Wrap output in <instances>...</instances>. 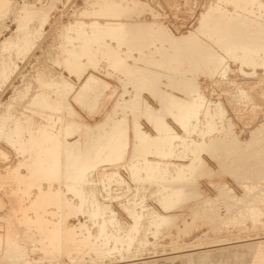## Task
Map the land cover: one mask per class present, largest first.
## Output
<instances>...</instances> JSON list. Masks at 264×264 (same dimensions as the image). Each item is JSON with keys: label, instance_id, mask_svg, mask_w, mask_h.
Masks as SVG:
<instances>
[{"label": "rangeland", "instance_id": "rangeland-1", "mask_svg": "<svg viewBox=\"0 0 264 264\" xmlns=\"http://www.w3.org/2000/svg\"><path fill=\"white\" fill-rule=\"evenodd\" d=\"M1 2H0V7H2V9H0V62H1V60L3 61L2 63H0L1 64V68H0V134L2 135L1 137H0V256H1V254L2 253H4L5 252V250H3L4 249V247L2 248V246H3V244L1 243L2 241H3V239L5 238V240L7 239V238H11V239H14V238H17V235H19V234H21V233H24V232H26L28 229L29 230H31L32 232L34 231H38V226H40V224L42 223L41 222V219H42V221H45L44 223H49L50 225L51 224H54V223H56L57 222V219H59L60 217H61V213H59V212H61V211H63V213L65 214L66 213V216H68V222H69V224L70 225H73V226H76V227H78L77 228V230L79 231V232H77L76 233V235L79 237H77V242H78V244L80 245V246H78V252H77V254H76V256H74L73 258L74 259H71V258H67V256H64L63 257V259H64V261L62 262V261H58V260H60L59 258H58V256H59V254L58 253H53L54 252V250H52L53 252H52V254L50 253V252H48L47 250H45V248L43 247L44 246V243H46L45 241H41V240H39L40 239V237H39V235L37 234V237L39 238H37L36 239V237H34V239H35V242H30V241H27L28 243H27V246L28 247H26L27 249H26V253H28V258H31L32 260H29V259H23L22 258V260H21V257H17L16 259L18 260V263H17V261L16 262H14V264L16 263V264H26L27 262H28V264H49L48 262L50 261V264H148V263H152V264H182L181 263V258H178L177 256H179V257H181V255L184 253L185 255L187 254V255H189V253H200L201 251L203 252V251H214V250H220V249H222V248H226L228 245V247L227 248H230V249H233V247L234 246H237V248L236 247H234V248H236V249H238V247L239 246H241L242 245V243H243V245H249V246H253V248H255V250L256 249H264V211L262 210V209H259L260 207H259V203L257 202V203H252L253 201H252V199H251V195H253V196H255V195H257V193L259 192V190H260V187H256V186H254V188H252L253 186H251L250 184H248V186H241V185H239L238 183H236L235 182V178L236 177H239V175L241 176L242 174L244 175V171H237L234 175H230V174H228L227 175V182L223 185H219V186H221V187H212V185L210 184V183H208L207 181H206V177L210 174L209 172H207L206 171V169H203V168H200V167H202L201 166V164L203 165V163H207V165L208 166H210L211 168H213V169H218V165H217V162H216V160L213 158V156H211V153L209 154L208 153V151L211 149V146L212 145H214V144H216V142H219V141H221V140H225V138H227L229 135L228 134H230V138L231 137H233L234 139H236V138H241V139H248V138H250L251 136H253V135H255V134H258V132H259V134H262V132L264 131V62H262V61H264V53L263 52H261V51H259V48L261 47V42H262V40H264V32H262L263 30H264V26H262V25H264V15H262V14H264L262 11H263V9L262 8H264V0L263 1H257L260 5H263L262 6V8H261V6L259 5V4H256V5H258V6H254L252 3V1L251 0H244V2H243V0H242V2H241V0H236V2L234 3V1L235 0H230V1H232L231 3L229 2V0H226L225 1V6L224 5H222L224 2V0L222 1H219V0H122V1H120L119 0V2H118V0H116V1H114V0H109V3L107 2V1H103V0H0ZM3 1H5L4 3H3ZM6 1H8V2H6ZM106 4V2H107V5L105 6V8L106 7H108V8H104V5H103V2ZM125 1V2H124ZM250 2V3H247V2ZM10 2V3H9ZM102 2V3H101ZM114 2V4H112ZM119 3V4H117L118 6H116V3ZM121 2H122V4H121ZM212 2V3H211ZM227 2V3H226ZM228 2H229V4H228ZM237 2H238V5H237ZM241 2V3H240ZM3 3V4H2ZM30 3V4H29ZM34 3V4H33ZM94 3H96V5H98V6H96ZM99 3V4H98ZM123 3H124V5H123ZM214 3H216L215 4V6H214ZM217 3H220V4H218L221 8H222V10H224V14H223V11L220 9V7H219V9H218V5H217ZM4 4H6L5 6H4ZM11 4V5H10ZM32 4V5H31ZM102 5V8H104V10L101 8V5ZM142 4V5H141ZM226 4H228V5H226ZM232 4V5H231ZM236 4V5H235ZM241 4H243V5H240ZM252 5V6H249V5ZM2 5V6H1ZM27 5L28 6H30V9H29V7H27ZM52 5V6H51ZM100 5V6H99ZM111 5V6H110ZM113 5V6H112ZM131 5V6H130ZM210 5V6H209ZM247 5V6H246ZM23 7V10H22V7ZM31 6L33 7L32 9H31ZM120 6H122V7H120ZM157 6V7H156ZM212 6V7H211ZM233 6H235V7H237L236 9V11H235V7H233ZM238 6H239V8H238ZM24 7H25V10H26V12H31L32 11V13H33V15H31V16H33V19H32V17L30 18V16H27L26 15V12H24L25 10H24ZM110 7V8H109ZM116 7V8H115ZM118 7H119V9H118ZM210 7V8H209ZM223 7H224V9H223ZM228 7V8H227ZM244 7V8H243ZM247 7V8H246ZM251 7H253V9L251 8ZM5 8V9H4ZM20 8H21V10H20ZM44 8V10H42L41 11V9H43ZM111 8H113V9H111ZM138 8V9H137ZM209 8V9H208ZM217 8V9H216ZM233 8H234V10H233ZM249 8V9H248ZM254 8H255V10H254ZM259 8H261V10H259ZM36 9H37V11L39 10L40 12H41V14L39 13V11L37 12L36 11ZM97 9H99L98 11H97ZM110 9L112 10V12L110 11ZM115 9H117V10H115ZM208 9V10H207ZM214 9H216V10H214ZM228 9V11H226ZM242 9V10H241ZM251 9V10H250ZM258 9V10H257ZM5 10H6V13H8V14H6L5 13ZM17 10V11H16ZM102 10V11H101ZM106 10V11H105ZM113 10L115 11V12H113ZM145 10V11H144ZM153 10V11H152ZM209 10H210V13H212V14H210V17H209ZM217 10H219V11H217ZM231 10H232V12H231ZM239 10V11H238ZM240 10L242 11L241 13H243L244 14V17H245V19H246V15H247V19H246V23L242 26L243 28H244V31H245V27L247 28L246 30V32L245 33H247L246 34V40H241V42H242V44H241V42L240 43H238L239 41H240V39L238 40V38L236 39V37H235V31L232 29L233 27H232V24H231V21H232V17L231 16H233L234 14H236L237 12H240ZM244 10V11H243ZM246 10V11H245ZM253 10L256 12V14H254V12H253ZM257 10V11H256ZM8 11V12H7ZM19 11H21V12H19ZM95 11V12H94ZM100 11V12H99ZM104 11V12H103ZM125 11V12H124ZM235 11V12H234ZM250 11V12H249ZM253 13H252V12ZM23 12V13H22ZM34 12H37V13H34ZM42 12H43V14H42ZM45 12V13H44ZM97 12V13H96ZM102 12V13H101ZM110 12V13H109ZM204 12V13H203ZM205 12H208V13H205ZM216 12H217V14L219 13L221 16H223V15H225V13H226V17L224 18V17H219V14H218V19H219V22H222L221 24H220V27H222L221 29H222V31L224 32V30H225V32H226V30H227V32L225 33V34H228V35H230V36H228V37H225V38H223V39H227L226 41H222V39H218V37H217V39H216V31L217 30H215L216 28H213V27H211L212 25L210 24V26H207V25H209V23H210V20H209V18L211 19V16L215 19V18H217V16L215 17V15H217L216 14ZM229 14H228V13ZM231 12V13H230ZM244 12H246V13H244ZM105 13V14H104ZM107 13H109V14H107ZM120 13V14H119ZM222 13V14H221ZM252 13V14H251ZM2 14V15H1ZM5 14V15H4ZM20 14V15H19ZM23 14V15H22ZM25 14V15H24ZM93 14V15H92ZM96 14V15H95ZM99 14H103L102 16L101 15H99ZM108 16H107V15ZM206 14V15H205ZM230 14H231V16H230ZM233 14V15H232ZM250 14V15H249ZM255 16H254V15ZM260 14V15H259ZM4 15V16H3ZM19 15V16H18ZM35 15H37V17L35 16ZM39 15V16H38ZM98 15V16H97ZM200 15H202V16H200ZM257 15V16H256ZM1 16H3V17H1ZM20 16H22V18H20ZM27 16V18L29 17L30 19H26L25 17ZM43 16H45L44 18H43ZM228 16V17H227ZM249 16V17H248ZM251 16V17H250ZM259 16H261V17H259ZM14 17V18H13ZM41 17H42V20H41ZM94 17H96L95 18V20H94ZM114 17V19H110V18H113ZM202 17H205V18H203L202 19ZM231 19H230V18ZM257 18L256 20H252V19H250V18ZM263 17V18H262ZM18 18H20V19H18ZM24 18V19H23ZM38 18V19H37ZM99 18V19H98ZM226 18H229V19H227V20H229V21H226ZM18 19V21L19 20H22V22L20 23V21L19 22H17L16 20ZM26 19V24L27 25H25V24H23V26H21V24L24 22V20ZM109 19V20H108ZM154 19V20H153ZM200 19V21H198ZM206 19H207V21H208V23H206L207 21H206ZM217 19V20H218ZM261 19H263V20H261ZM33 20V21H32ZM38 22H41L42 24L40 25V23H38ZM41 20V21H40ZM46 20V21H45ZM87 20V21H86ZM96 20H97V22H96ZM112 20V21H111ZM141 22V21H144V22H148V23H150V24H152L153 22V24H152V28L154 29V28H156L157 26H159L160 28H159V30H157L158 28H156V29H154V31H156L155 32V34H153L154 35V37L156 36L157 38H160L161 36V40H164L165 42L164 43H169V42H173L175 39V42H177V43H181V42H187V43H193V42H195L196 44H197V41H198V51H200V52H198L197 50L195 51L199 56H197V54L195 53L194 54V57L192 56V59L193 60H196V62L194 61V63H192L191 65L189 64H187V66H186V69H185V67H183L184 69L182 70V69H176V71H174L173 69H171V67L172 68H175V67H177L178 66V63L175 61V60H173V62L171 61V64L173 65V66H171L170 64H168V63H165V62H163V61H160L161 62V64L159 63H157L156 65L157 66H155L156 67V69L158 70V71H162V73L165 75V77H163L164 79H163V83L165 84V85H163L162 87H161V91H163L164 92V90H165V94H173V96H175L177 99L180 97V99H186V101H187V103L188 104H185V107H182V106H177L176 105V107H170L169 108V106L167 107V105L165 106V108H169V109H175L176 108V113H175V110H172V112H170L169 111V109H168V111H169V115H167L168 117H166V119H167V121L171 124V126H173V128H174V134H178V137H173L172 135H174L173 133H171V135L170 134H168V135H170V136H168V138L166 137L165 138V140L162 142V144L165 146H163V145H161V148L160 149H162V150H160V149H158V146H157V144H158V134L156 133L157 131H154L153 130V128H151L152 127V125L150 126V124L151 123H149L150 122V118H149V116L147 115V114H142V117H141V121H142V128H143V130L144 131H146L148 134H150V136H151V138H150V143H153V144H151L152 146H151V148H150V154H148L147 155V153H145V154H143L144 155V158H143V155H138V156H133V154H131V153H133V152H131V150H132V147H133V138L131 137V138H129L130 140V145H129V148H127V150H126V152L124 153V156H122V157H124V161L122 162V160H123V158L119 161V159H120V157L118 158V157H116V155L115 154H107V155H105L103 158L104 159H106L107 157H109V156H111V157H109V158H107L110 162H113V163H115V165L114 164H112L113 165V167H112V165L110 164V162L106 159L105 160V162H103V165L101 164L102 162H100L101 161V156L99 155V152H101V151H104V150H106V147H107V149L109 148V139H106V138H103V139H105V141L104 140H102L103 141V143L100 141V143L98 144V146L96 147V148H92V149H90L87 153H86V155L88 154V156H79L78 158H76V160L77 159H79V160H81V158L83 159V160H81V161H79V162H81L82 163V161H83V164H80V166L82 167V169L81 170H83L84 171V173L80 170L79 172H78V175H77V177L78 178H80L79 179V185H82L85 181H87V182H85L86 183V185H85V183H84V185L85 186H79L78 185V182L77 183H75L74 185H76V186H78V187H76V186H71V188L70 187H68V186H66V185H60V183L57 181V182H51L50 184H48L49 182H50V180H45L44 178H47V177H49V176H51V175H54L55 177H57V175H56V172L55 171H57V169L56 170H53L52 172H48V171H43L42 169H40L38 166V164L37 163H40L39 161H41V155L43 154V147L44 148H46V147H48L49 145H51V146H53V147H56V144H57V142H58V140H60V138L61 139H63V137H66V139L65 140H67L70 144H71V142L72 143H74L76 140H77V138H78V140H79V138L81 137V135H82V131L81 132H75V130L71 133L70 131L68 132V131H66L67 132V134H66V132L65 131H62L61 130V127L60 126H62L61 124L63 123V120H77V121H80V122H83V123H90V124H95V123H98V122H100L101 121V119L102 118H104V116H105V112L107 111V110H109L110 108H111V105L112 104H109L108 106H107V108L104 110L103 109V111L102 112H99L98 113V111L97 110H95L93 113H88V111L85 109V108H90V106L87 104V102H88V99L90 100L93 96H94V92L92 93V92H90V91H85L84 93H83V91H80V89L79 88H81V86H82V84L83 83H85L87 80H85V79H87V78H89V76L90 75H96V76H98V77H100V78H103V79H105L106 81H108V82H110L111 83V89H109L110 90V92L108 93L109 95H110V93L113 91V90H116V93H115V95H114V97H116V96H119V95H121V93H123V90H124V88L125 87H123V81H121V78L122 79H125V76H124V74L122 73V72H120V70L118 71L116 68H115V66L113 65V64H106V62L105 61H108L106 58H102V55L101 54H98L97 52L94 54V56H98V57H93V54H91L90 56L89 55H87V54H85V56L84 57H81L80 56V54H81V52H80V50H82V54H83V52H87V51H89V50H84V49H88L87 47H89V46H87V45H89V37H90V39H91V37L93 38L95 35H97V34H100V36H103V37H105V38H111L112 40H113V46L116 44L117 45V41L115 40L116 39V37L114 36V35H111L110 34V36L108 35V34H106V33H108V32H110L109 30H111V28H110V25H106L105 23H107L108 24V22L109 23H112V22ZM118 20V21H117ZM205 21V23H204V21ZM260 20V21H259ZM32 23H31V22ZM45 21V22H44ZM80 22V23H76V22ZM106 21V22H105ZM111 21V22H110ZM201 21H203V23L201 22ZM226 23H225V22ZM248 21V22H247ZM250 21V22H249ZM252 21L254 22V21H259L258 23L257 22H254L253 24H252ZM30 24H29V23ZM77 24H75V23ZM85 23V24H83V23ZM89 22H90V24H89ZM91 22H92V25H91ZM94 22H96L95 24H93ZM104 22V23H103ZM155 22H157V23H155ZM229 22H230V24H229ZM36 25H35V24ZM45 23V24H44ZM101 23V25H99ZM248 23V24H247ZM18 24H19V26H18ZM39 24V25H38ZM80 26H79V25ZM86 24H87V27H85L86 26ZM97 24H98V26H97ZM105 24V25H104ZM155 24V25H154ZM158 24V25H157ZM203 24H204V26H203ZM207 24V25H206ZM223 24H225V25H223ZM252 24V25H251ZM261 26H260V25ZM38 25V26H37ZM76 25V26H75ZM82 25H83V28H84V30H83V28H82ZM89 25H91L90 27L92 28H90V27H88ZM94 25L95 26H97V28L95 29V27H94ZM103 25V26H102ZM163 26V27H161V26ZM198 25H200L199 27H198ZM222 25V26H221ZM230 25V26H229ZM247 25V26H246ZM250 25V26H249ZM253 25H255V26H253ZM257 25H259V26H257ZM31 26V27H30ZM35 26V27H34ZM93 26V27H92ZM101 26V27H100ZM156 26V27H155ZM197 26V27H196ZM203 26V27H202ZM224 26H227V28L225 27L224 28ZM258 28H257V27ZM18 27H22V28H18ZM24 27V28H23ZM32 27H33V29H32ZM39 29H37V28ZM39 27H41V29L39 28ZM78 27H80L79 29H78ZM200 27L202 28V29H200ZM205 27V29H203ZM207 27H210V28H212V29H207ZM228 27H229V29H228ZM249 27V28H248ZM250 27H252V28H250ZM261 27V28H260ZM17 29V32H18V30H19V35H18V33L16 34V36L14 35L15 33H14V31H16V30H14V29ZM28 28H29V32L27 33L26 32V30L28 31ZM31 28V29H30ZM43 28V29H42ZM86 28H88L89 29V31L86 29ZM163 28H165L164 30H162ZM198 30H197V29ZM253 28H254V30L257 32V29H258V32L256 33L254 30H253ZM257 28V29H256ZM260 28V29H259ZM23 29V30H22ZM81 29H82V33H81ZM85 29H86V31H85ZM195 29V30H194ZM262 29V30H261ZM14 30V31H13ZM20 30H21V32H20ZM25 30V31H24ZM33 30V31H32ZM37 30V35H35V33H34V31H36ZM90 30H91V32H90ZM93 30V31H92ZM95 30V31H94ZM97 30V31H96ZM105 30V31H104ZM167 30V31H166ZM168 30H169V32H168ZM189 30V31H188ZM200 30H201V32H200ZM204 30V31H203ZM213 30H214V33H213ZM228 30H229V32H228ZM248 30L250 31V32H248ZM39 31V32H38ZM76 31H77V33H76ZM79 31V32H78ZM84 31V32H83ZM162 33H161V32ZM164 31V32H163ZM166 31V32H165ZM188 31V32H187ZM203 31V32H202ZM230 31H231V33H230ZM23 32V33H22ZM31 32V33H30ZM87 32V33H86ZM104 32V33H103ZM158 32V33H157ZM197 32H198V34H197ZM207 32L209 33V35H206L207 34ZM260 32H262L261 34H262V37H261V34H260ZM13 34V36L11 35V34ZM20 33H21V35H22V37H23V39L24 38H27V36L29 35V33H30V35H32V37L29 35L28 37V39L27 40H22V37H21V35H20ZM25 33V34H24ZM28 35H27V34ZM34 33V34H33ZM76 33V34H75ZM80 33V34H79ZM84 33H85V35H84ZM91 33V34H90ZM97 33V34H96ZM152 33H154L153 31H152ZM160 33V34H159ZM163 33H166V34H163ZM171 34L169 37L167 36V34ZM181 33V34H180ZM188 33V34H187ZM200 33H203L202 34V36L204 37V34H205V36H206V38H203L201 35H200ZM232 33H234L233 34V36L231 35ZM251 35H250V34ZM79 34V35H78ZM162 34V35H161ZM172 34H173V36H172ZM184 34V36H182ZM191 34V35H190ZM212 34H215V35H212ZM255 35V36H252V35ZM78 35V36H77ZM87 35H89V36H87ZM93 35V36H92ZM108 35V36H107ZM158 35H160L159 37H158ZM176 35V36H175ZM179 35H181V36H179ZM186 35H188V36H186ZM196 35H197V38H195L196 37ZM210 35L211 36H214L213 38L214 39H211V37H210ZM247 35L249 36V37H247ZM258 37H257V36ZM260 35V36H259ZM10 36H12V37H10ZM19 36V37H18ZM33 36H35V39L33 38ZM82 36V37H81ZM163 36H164V38H166V39H164L163 38ZM234 37L233 38V40H231L230 38H232V37ZM16 37H18V39L20 40V38H21V40L19 41ZM31 37V38H30ZM78 37H81V39L80 38H78ZM88 37V39H86ZM99 37V36H98ZM174 37V38H173ZM178 37V38H177ZM182 37V38H181ZM183 37H187L186 39L185 38H183ZM191 37H193V39L191 38ZM230 37V38H229ZM252 37V38H251ZM8 38V40H6ZM71 38H74V39H71ZM113 38H115V39H113ZM169 38H170V41H169ZM209 38H210V40H209ZM228 38L230 39V41L228 40ZM248 38H249V40H248ZM251 38V39H250ZM256 38H257V40H261V42L260 41H258V42H254V41H257L256 40ZM260 38V39H259ZM5 39V40H4ZM11 39V40H10ZM16 39V40H15ZM31 39V40H30ZM33 39H34V41H33ZM183 41H182V40ZM187 40V41H185V40ZM188 39H190V40H188ZM195 39V40H194ZM198 39V40H197ZM202 39V40H201ZM204 39V40H203ZM253 39V40H252ZM70 40H74L76 43H74V42H72V41H70ZM81 40V41H80ZM88 40V41H87ZM168 40V41H167ZM178 40H180V41H178ZM211 40H213V41H211ZM215 40H216V42H217V44H216V42H215ZM2 41H3V43H2ZM6 41H8V44H7V42ZM12 41V42H11ZM17 41H19L20 42V44L17 42ZM22 41H24V42H22ZM29 41H31V42H29ZM33 41V42H32ZM64 41V42H63ZM67 41H69V42H67ZM78 41V42H77ZM189 41H191V42H189ZM193 41V42H192ZM228 41L229 42H232V43H230L231 44V46L229 47V46H227V45H230V44H227L228 43ZM235 41H236V44H235ZM244 41H247V42H244ZM250 43H252V42H254L253 44H252V46H253V48L256 46V45H258L259 46V43H260V47H258V46H256L257 47V49H252V47H251V44L249 45V42ZM12 44H11V43ZM22 42V43H21ZM29 42V43H28ZM72 42V43H71ZM83 43V42H85V45H84V43L83 44H81V43ZM86 42H89L88 44H86ZM212 42L214 43V44H212ZM218 42H219V45H218ZM224 42V43H223ZM227 42V43H226ZM244 42V43H243ZM15 43V44H14ZM17 43V44H16ZM26 43L28 44V45H30V47L28 46V45H26ZM32 43V44H31ZM64 43L67 45V47H66V45L64 46ZM78 43L80 44L79 46H78ZM202 43H203V45H202ZM222 43L224 44V45H222ZM238 43V44H237ZM4 44H6V45H9V47L8 46H4ZM22 45V47L20 48V46L19 45ZM69 44V45H68ZM70 44H72V45H70ZM95 43H93V45H94ZM201 44V45H200ZM205 44V45H204ZM11 45H12V47H14V48H12L11 47ZM14 45V46H13ZM18 47H16V46ZM24 45V46H23ZM73 45L75 46L74 48H73ZM84 45V47L83 48H81L82 46ZM96 45V44H95ZM94 45V46H95ZM210 45V46H209ZM222 47H221V46ZM236 47H235V46ZM243 45H248V47L247 46H245L244 48H246V49H244L243 48ZM255 45V46H254ZM25 46H27V47H29V49L27 48V47H25ZM70 46H72L70 49H69V47ZM204 46V47H203ZM226 46V47H225ZM233 46V49H232V51H231V49L229 50L228 48H231ZM240 46V47H239ZM6 47H8V48H6ZM25 47V48H24ZM50 47V48H49ZM77 47V48H76ZM80 47V48H79ZM210 49H209V48ZM234 47H235V51L233 52V50H234ZM249 47H250V49L251 50H249ZM263 47H264V41H263V43H262V48H260V50H262V51H264V49H263ZM7 49V50H5V51H3L4 49ZM17 50H16V49ZM33 48V49H32ZM64 48V49H63ZM67 48V50H65ZM201 48V49H200ZM204 48H206L205 49V51H208V49L209 50H211V51H208V52H204ZM220 50H219V49ZM223 48H224V50H223ZM226 48V49H225ZM239 48V49H238ZM240 48H241V50H240ZM242 48H243V50H246L247 51V53H246V55H245V51H243V52H241L242 51ZM248 48V49H247ZM2 49V50H1ZM9 49V50H8ZM22 49H24V50H22ZM27 49L29 50V51H27ZM48 49V50H47ZM63 49V51H61ZM68 49H69V51H71L70 53L68 52ZM203 49V50H202ZM237 49V50H236ZM11 50V51H10ZM12 50H14V51H12ZM26 50V51H25ZM75 50H76V52H75ZM227 50V51H226ZM239 50H240V52H239ZM253 50H255L254 52H253ZM16 51V52H15ZM22 52V53H20V52ZM77 51H79V52H77ZM212 51H216V52H214V53H217V54H214ZM7 52V53H6ZM15 52V53H14ZM27 52V53H26ZM48 52V53H47ZM74 52V53H73ZM202 52H204V53H202ZM233 52V53H232ZM239 52V53H238ZM250 52V53H249ZM252 52V53H251ZM259 53V55H258V53ZM6 53V54H5ZM14 53V54H13ZM17 53V54H16ZM64 53V54H63ZM67 53H68V55H67ZM72 53V54H71ZM88 53V52H87ZM200 53V54H199ZM209 53V54H208ZM214 55H216V56H214ZM218 53H219V56H218ZM225 53H226V55H225ZM229 53H232V54H230V57H229ZM255 53V54H254ZM263 53V54H262ZM20 54V56H18ZM22 54H24V55H22ZM63 54V55H62ZM74 54H76V57H81V59H80V65L78 64L77 65V67H73V64H69L68 65V63H73L72 62V60L73 59H75V56H74ZM81 54V55H82ZM206 54V58H207V56H208V58L207 59H209L210 58V56H211V60L209 59L208 61H207V59L205 58V55ZM235 54H237V55H239V57H237V55H235ZM242 54V55H241ZM248 54V55H247ZM253 55V56H251V55ZM258 56H257V55ZM260 54H262L263 55V58L262 59H260L261 57H262V55H260ZM7 56V58H5L6 56ZM66 55L68 56V57H66ZM69 55H70V58H69ZM84 55V54H83ZM82 55V56H83ZM89 56L90 58H92V59H90L89 57H87V56ZM203 57V59H202V57ZM213 55V56H212ZM221 55V56H220ZM232 55L233 56H235L234 58L232 57ZM4 56V57H3ZM197 56V57H196ZM242 56H244V58H242ZM246 56V57H245ZM249 56V57H248ZM250 56H251V58H250ZM257 56V57H256ZM260 56V57H259ZM18 57V58H17ZM71 57H73V58H71ZM196 57V58H195ZM199 57H201V58H199ZM212 57H214L213 59H212ZM218 59H216V58ZM225 57V58H224ZM45 58V59H44ZM61 58V59H60ZM67 58V60H64V59H66ZM70 60H69V59ZM187 58V57H186ZM189 58V57H188ZM222 58V59H221ZM227 58V59H226ZM232 58V59H231ZM237 58H238V61H235V60H237ZM243 59V61H242V59ZM245 58H246V60H245ZM248 58V59H247ZM252 58H254V59H252ZM257 58V59H256ZM11 59V60H10ZM104 59H105V61H104ZM200 59L202 60V61H200ZM214 59H216V60H214ZM224 59V60H223ZM230 59V60H229ZM255 59H256V61H255ZM259 59V60H258ZM89 60V61H88ZM100 60V61H99ZM197 60H198V62H197ZM206 60V61H205ZM214 61V63H212L213 61ZM220 60H222V61H220ZM227 60V61H226ZM240 60V61H239ZM247 60L249 61L248 63H249V65L247 64ZM261 60V61H260ZM70 61V62H69ZM208 62V63H206L205 64V62ZM216 61V62H215ZM253 61H254V63H253ZM258 61H259V63H258ZM7 62H9V65H7L8 63ZM11 62V63H10ZM162 62H163V67H162ZM202 62V63H201ZM209 62L211 63V64H209ZM224 64H223V63ZM245 64H244V63ZM252 62V63H251ZM256 62V63H255ZM4 63H7V64H4ZM13 63H15L14 65H13ZM58 63V64H57ZM176 63V64H175ZM200 63V64H199ZM221 63V64H220ZM225 63L227 64L226 66H227V68H225L226 66H224L225 65ZM242 63V64H241ZM260 63H262L263 64V66H260V65H262V64H260ZM13 66H15V67H13ZM38 64V65H37ZM64 64V65H63ZM95 64V65H94ZM168 64V66H165V65H167ZM206 66H205V65ZM219 64L220 65H222V67L221 66H219ZM254 64H255V67H254ZM3 65V66H2ZM161 65V66H160ZM171 67H170V66ZM195 65H196V67H195ZM208 65H210V67L208 66ZM211 65H212V67H211ZM213 65L215 66V67H213ZM218 65V66H217ZM242 65H244V66H242ZM245 65H247V66H245ZM13 68H12V67ZM32 66V67H31ZM88 66V67H87ZM160 68H159V67ZM200 68H199V67ZM203 66V67H202ZM208 66V67H207ZM250 66V67H249ZM260 66V67H259ZM5 67H9L8 68V71L11 73H8V71H7V68H6V70L4 71V69H5ZM18 67V68H17ZM69 67H71V70H70V68ZM164 67H165V69H164ZM166 67H167V69H166ZM251 67H254L253 68V70H252V68ZM259 67V68H258ZM263 67V68H262ZM4 68V69H3ZM72 68H74V69H72ZM192 68V69H191ZM194 68V69H193ZM196 68V69H195ZM198 68L200 69V70H202L203 68H205V70L203 69L202 71H199L198 70ZM207 68H208V70H207ZM209 68L211 69L210 71H209ZM214 68H216V69H214ZM218 68H221L220 70H218ZM262 68V69H261ZM3 71H2V70ZM15 69V70H14ZM43 71H42V70ZM171 71H170V70ZM188 69V70H187ZM223 69V70H222ZM39 70V71H38ZM166 72H165V71ZM191 70V71H190ZM209 71V72H207V71ZM212 70H214V71H212ZM224 70H225V73H224ZM15 71V72H14ZM84 71V72H83ZM179 71V72H178ZM204 71V72H203ZM212 71V73L210 74V72ZM215 71H216V73H217V75H216V73H215ZM222 71V73H220ZM5 72H7L6 73V75H5V77L3 76L4 74H5ZM170 72H171V74H170ZM177 73L176 74V76L177 75H179L178 77H183L184 79L185 78H187L188 79V81H192L193 82V87L194 88H196L197 89V93L195 92L194 94L192 93V96H193V98H194V100L196 99V96H198L197 97V99H200V97H202L200 100L202 101V102H200L199 100H197V101H194L195 103H197L196 105H195V103L193 102V103H189L188 101L190 100V97L186 94L185 95V93L183 92H181V90H183V87H184V85H186V86H189V85H187V84H183V85H181V84H179V86L176 84H174L173 85V83L170 81L171 80V78L170 77H172V75H174L175 73ZM195 74H194V73ZM199 72V73H198ZM200 72L202 73V74H200ZM41 73V74H40ZM48 73V74H47ZM167 73H168V77H167ZM173 73V74H172ZM180 73V74H179ZM182 73V74H181ZM184 73V74H183ZM190 73V74H189ZM193 73V74H192ZM208 73H209V76H211V77H209L208 76ZM213 73L215 74L214 76H213ZM219 73V74H218ZM8 74H10V75H8ZM13 74V75H12ZM45 76H44V75ZM197 74V75H196ZM220 74H222V75H220ZM224 74V75H223ZM43 75V76H42ZM171 75V76H170ZM190 75V76H189ZM191 75L193 76V77H191ZM199 75H201V76H199ZM207 75V76H206ZM226 75V76H225ZM47 76V77H46ZM52 77V76H55V77H52V78H49L48 79V77ZM57 76H58V79H57ZM59 76L61 77H63L64 79H61L60 78V80H59ZM88 76V77H87ZM196 76H198V78H196ZM213 76V77H212ZM223 76V77H222ZM3 77V78H2ZM6 77H7V79L8 80H6ZM13 77V78H12ZM36 77H38V78H36ZM44 77V78H43ZM180 77V78H181ZM191 79H190V78ZM206 77V78H205ZM225 77V78H224ZM4 78H5V80H4ZM55 78L57 79V82H56V85H58L59 86V89H58V86H56V85H54V83H55ZM166 78V79H165ZM208 78V79H207ZM37 79V80H36ZM52 79H54V80H52ZM66 79V80H65ZM168 79V80H167ZM39 80V81H38ZM41 80V81H40ZM42 80H44V81H42ZM49 80V81H48ZM62 80L64 81V83L62 82ZM85 80V81H84ZM165 80H167V82L165 81ZM186 80V79H185ZM198 80V81H197ZM208 80V81H207ZM28 81H29V83H28ZM60 81H61V84H60ZM195 81V82H194ZM22 82V83H21ZM31 82V83H30ZM38 82V83H37ZM49 82H52V83H49ZM67 82V83H66ZM71 84H70V83ZM73 82V83H72ZM172 83V86L170 87V85H171V83ZM204 82V83H203ZM37 83V84H36ZM44 83V84H43ZM47 83V84H46ZM57 83H59L61 86L63 85V87L62 88H60V85L59 84H57ZM66 83V84H65ZM194 83H196V84H194ZM200 85H199V84ZM25 84V85H24ZM28 84H30V86L28 85ZM38 84H40V86L38 85ZM44 85V87H42L43 85ZM50 84V86H52V87H54V86H56L55 88H53L52 89V87L51 88H49V87H47L48 85ZM65 84V85H64ZM67 84H70V85H67ZM169 84V85H168ZM46 85V86H45ZM167 85V86H166ZM198 85H199V87H198ZM241 85V86H240ZM26 86V88H24ZM29 86V88H27ZM64 86H66V87H68L69 86V88H66V87H64ZM139 86V87H138ZM143 86V85H142ZM169 86V87H168ZM182 86V87H181ZM16 87V88H15ZM41 87V88H40ZM46 87V92H45V90H44V88ZM133 88V90H132V88ZM145 87V88H144ZM151 87V88H150ZM178 87V88H177ZM181 87V88H180ZM24 88V89H23ZM39 88H40V90H39ZM139 88H141V86H140V84L139 83H137V85H136V87H135V89H134V87L131 85H129L128 86V89H129V92H128V94H129V96H128V94H125V96H127V97H130V96H133V94H135V91L137 92V89ZM147 88V90L146 91H143V90H145ZM153 87H152V85H149V87H147V86H143L141 89H140V95H141V98L142 99H144L145 101H147V102H149L150 104H153V106L155 105V107H157L158 109L159 108H161V105L159 104V103H161V102H158L159 100H157V99H155V98H153V95L151 94V92L150 91H152L151 89H152ZM167 88V89H166ZM174 88V89H173ZM176 88V89H175ZM180 88V89H179ZM244 88V89H243ZM27 89H29V90H27ZM36 89V90H35ZM48 89H51V90H48ZM58 89V91H56V90ZM62 89H64V91L62 90ZM138 89V90H139ZM143 89V90H142ZM150 89V91L149 92H147L148 90ZM178 89V90H177ZM241 89V90H240ZM24 90V92H26V93H24V92H22V91ZM27 90V91H26ZM42 90V91H41ZM43 90H44V92H43ZM54 90L56 91V92H54ZM78 90V91H77ZM134 91V92H132V91ZM167 90V91H166ZM177 90V91H176ZM199 90V91H198ZM243 90V91H242ZM247 92H245V91ZM21 92L22 94H20L19 95V93L18 92ZM29 91V92H28ZM40 93H38V92ZM47 91H49V92H47ZM61 91H62V94H61ZM77 91V92H76ZM79 91H80V93H79ZM141 91H142V93H141ZM242 91V92H241ZM27 92L29 93L28 95H26L27 94ZM31 92V93H30ZM35 92H37L36 94L37 95H35ZM50 92H53V93H50ZM131 92V93H130ZM169 92H172V93H169ZM198 92H200L199 94H198ZM245 92V93H244ZM16 93H18V94H16ZM42 93H44L43 95H42ZM46 93V94H45ZM88 93V94H87ZM91 95H90V94ZM39 94V95H38ZM85 94V95H84ZM132 94V95H131ZM196 94V95H195ZM245 94V95H244ZM17 95V96H16ZM22 95V98H21V100H20V97L19 96H21ZM23 95H24V97H23ZM26 95V96H25ZM93 95V96H92ZM108 95V96H109ZM185 95V96H184ZM195 95V96H194ZM201 95V96H200ZM247 95V96H246ZM36 96V97H35ZM38 96H42V97H38ZM144 96V97H143ZM188 96V97H187ZM244 98H243V97ZM254 96V97H253ZM19 97V98H18ZM48 98V100H44L45 101V103L43 102V98ZM90 97V98H89ZM10 98H12V99H10ZM33 98V100H31V99ZM34 98H36V99H38V101H39V99L41 98V100H40V102H38L37 100H36V102L39 104V106H38V104H34V102H35V99ZM188 98H189V100H188ZM248 98V99H247ZM252 98V99H251ZM150 101H149V100ZM155 99V100H154ZM238 99V100H237ZM60 100V101H59ZM62 100H64V101H62ZM143 100V101H144ZM235 100V101H234ZM241 100H243V101H241ZM8 101V102H7ZM30 101V102H29ZM70 102L71 104H72V106L77 110V112L80 114L79 115V117L78 116H69L70 114L68 113L69 111L67 110V109H65V107H64V104L66 103V102ZM10 102V103H9ZM35 102V103H36ZM203 102H205L204 104H205V106L203 105ZM211 102V103H210ZM12 103V104H11ZM20 103V104H19ZM28 103V104H27ZM32 103V106H29L30 104ZM52 105L53 106V109H52V106H48L49 107V109L50 110H48V107H47V105ZM61 103H63V110L62 109H60L61 108ZM209 104V107H208V104ZM213 103L216 105H213ZM221 103V106L219 105ZM190 104H192V105H190ZM217 104H218V106H217ZM35 105V106H34ZM57 105H58V107H57ZM213 105V106H212ZM10 106V107H9ZM22 106V107H21ZM34 106V107H33ZM42 106V107H41ZM44 106V107H43ZM188 106V107H187ZM192 106H195V107H192ZM201 106H204V107H202V108H200ZM7 107V108H6ZM45 107H47V108H45ZM60 107V108H59ZM177 107L179 108V109H177ZM190 107V108H189ZM192 107V108H191ZM199 107V108H198ZM213 109H212V108ZM220 107V110L218 109ZM222 107V108H221ZM9 108V109H8ZM13 108V109H12ZM40 108H44V110H42V109H40ZM56 108H58L57 110H56ZM180 108H182V109H184V110H180ZM191 109L190 111H187V110H189V109ZM209 108V110L207 111V109ZM214 108H216V109H214ZM15 109V110H14ZM47 109V110H46ZM195 110L194 112H193V110ZM197 109H199L198 111H197ZM222 109H223V111H222ZM6 110V111H5ZM8 110V111H7ZM12 110V111H11ZM19 110V111H18ZM53 110V111H52ZM54 110H56V112L54 111ZM59 110H60V112H62V113H60L59 112ZM62 110V111H61ZM186 110V111H185ZM202 110H203V112H202ZM219 112H218V111ZM3 111H5V112H3ZM211 111L213 112V114H211ZM9 112H11V113H9ZM177 112H179V113H177ZM183 113V115H184V117H186L185 119H184V117H183V115H182V113ZM185 112H187L188 114H186ZM193 112V113H192ZM201 112V113H200ZM208 112V113H207ZM217 114H216V113ZM14 113V114H13ZM18 113V116L16 115V114ZM37 113V114H36ZM175 113V114H174ZM206 113H207V115H206ZM225 113V115H223ZM13 114V115H12ZM31 115V116H29V115ZM60 114V115H59ZM62 114V115H61ZM69 114V115H68ZM171 114V115H170ZM172 114H174L173 116H172ZM177 114V115H176ZM178 114H179V116H178ZM194 114V115H193ZM8 115H12V116H8ZM28 115V117H26ZM144 115V116H143ZM147 115V116H146ZM176 115V116H175ZM180 115L182 116V119H184V120H179L181 117H180ZM189 115V116H188ZM193 115V117H194V119H195V121H194V119H193V117H191ZM202 115H203V117L205 116V118H203L202 117ZM208 115H209V117H208ZM213 116V118L216 116V117H221L222 115V117L221 118H212V116ZM221 115V116H220ZM6 116H8L9 118H5ZM16 117V119H15V117ZM21 116V117H20ZM60 116V117H59ZM146 116V117H145ZM169 116H171L172 118H170ZM198 116V117H197ZM12 117V118H11ZM175 117V118H174ZM176 117H178L177 119L178 120H175L176 119ZM180 117V118H179ZM201 117V118H200ZM3 118V119H2ZM5 118V119H4ZM13 118H14V120H13ZM34 118V119H33ZM51 118V119H50ZM59 118H61L60 119V121L58 120ZM189 118V119H188ZM191 118V119H190ZM200 118V119H199ZM206 118H208V119H206ZM210 118H212V119H210ZM1 119L3 120V121H1ZM11 119V120H10ZM31 121H30V120ZM40 119V120H39ZM172 119V120H171ZM174 119V120H173ZM197 119V120H196ZM205 119V120H204ZM217 119V120H216ZM219 119V120H218ZM222 119V120H221ZM4 120H5V122H4ZM8 120H9V122H12V123H10L9 124V122H8ZM58 120V121H57ZM189 120V121H188ZM192 120V121H191ZM225 120H226V122H225ZM49 121H50V123H49ZM52 121V122H51ZM66 121H64L65 123H66ZM174 121H176V122H174ZM187 122V126H186V122ZM202 121V122H201ZM213 121V122H212ZM220 123H219V122ZM3 122V123H2ZM14 122V123H13ZM30 122V123H29ZM57 122H58V124H57ZM59 122L61 123L60 125H59ZM181 124H179V123ZM192 122V123H191ZM211 124H210V123ZM218 122V123H217ZM24 123V124H23ZM27 123V124H26ZM29 123V124H28ZM33 123V124H32ZM37 123V124H36ZM41 123V124H40ZM64 123V124H65ZM144 123V124H143ZM177 123V124H176ZM195 123V124H194ZM196 123H197V126H196ZM201 123H202V125H201ZM204 123V124H203ZM208 125H207V124ZM217 123V124H216ZM15 124V126H17V128H15V127H12L11 125H14ZM216 124V125H215ZM2 125H3V127H2ZM26 125H28V127L26 126ZM51 127H50V126ZM53 125H56L55 127L53 126ZM179 125V126H178ZM190 125V126H189ZM194 125V126H193ZM201 127H200V126ZM204 125H206V126H204ZM225 125H226V127H225ZM12 130L13 128V130L12 131H10V129L8 128V127ZM25 126V127H24ZM31 126V127H30ZM35 126V127H34ZM181 126V127H180ZM183 126V127H182ZM192 126V127H191ZM208 126V127H207ZM214 126H216L215 128H214ZM221 126V127H220ZM57 127H58V129H60V131H58V129H57ZM189 127V128H188ZM193 127H194V129H193ZM196 127V128H195ZM197 127H199L198 129H197ZM203 127V128H202ZM207 127V128H206ZM224 127V128H223ZM228 127V128H227ZM7 130V132H6V130ZM24 128H28V130L26 131V129H24ZM30 128V129H29ZM51 130H50V129ZM183 128H185L183 131L181 130V129H183ZM209 128H211V129H209ZM217 128V129H216ZM223 128V129H222ZM261 128H263V129H261ZM4 131H3V130ZM16 129V130H15ZM25 131H24V130ZM32 129V131H30ZM207 129H209V131L207 130ZM219 129H220V132H219ZM226 129V130H225ZM15 130V131H14ZM34 130V131H33ZM187 130V131H186ZM192 130V131H191ZM211 130H212V132H211ZM214 130H216L215 132H214ZM223 130V131H222ZM255 130V131H254ZM257 130V131H256ZM263 130V131H262ZM54 131V132H53ZM57 131V132H56ZM189 131V134L187 133ZM197 131V132H196ZM204 131V132H203ZM208 131V132H207ZM226 131H228L227 133H226ZM4 132H6V133H4ZM13 133V135L16 133V135H14L12 138L11 137H9L12 133ZM29 134H28V133ZM32 132V133H31ZM48 133V135H47V133ZM52 132H53V134H52ZM60 132V133H59ZM63 132V133H62ZM185 132H186V134H185ZM192 132V133H191ZM206 132V133H205ZM231 132V133H230ZM253 132V133H252ZM31 133V134H30ZM57 133H59V135H56ZM65 133V134H64ZM68 133L69 134H73V135H68ZM81 133V135H79ZM202 133H205V134H203L202 135ZM223 133H225V134H227V135H225V137H224V134ZM9 134V135H8ZM52 135V136H54V137H52V136H50V135ZM62 134H64L63 135V137H62ZM78 134V135H77ZM213 136H212V135ZM216 134V136H214ZM234 134V135H233ZM252 134V135H251ZM3 135H8V136H4L3 137ZM66 135V136H65ZM70 137V140H69V138H68V136ZM190 135V136H189ZM193 135H196V136H193ZM232 135V136H231ZM262 135H264V134H262ZM29 136H30V138H29ZM33 136V137H32ZM59 136V137H58ZM155 136V137H154ZM190 138H189V137ZM198 136V137H197ZM199 136H200V138H199ZM220 136H221V139H220ZM223 136V137H222ZM234 136H236V137H234ZM14 137H16V138H14ZM47 137H52V139L51 140H49L50 138H47ZM56 137H58V138H56ZM82 137H83V135H82ZM82 137L80 138V140H82ZM171 137V138H170ZM172 137H173V139L174 138H178V139H172ZM181 137V138H180ZM193 137V138H192ZM197 137V138H196ZM202 137V138H201ZM206 137H208V138H206ZM20 138V139H19ZM152 138H154V139H152ZM199 138V139H198ZM211 138V139H210ZM216 138H218V139H216ZM223 138V139H222ZM230 138H227L226 140H227V142H230L233 138H231V140H229ZM32 139H34V140H32ZM169 139V140H168ZM195 139H196V141H195ZM216 139V140H215ZM233 139V140H234ZM72 140V141H71ZM170 140H171V142H170ZM179 142H178V141ZM184 140V141H183ZM192 140V141H191ZM210 140H213V141H210ZM215 140V141H214ZM218 140V141H217ZM225 140V141H226ZM31 141V142H30ZM168 141V142H167ZM177 141V142H176ZM201 141H203V142H200ZM209 141V142H208ZM32 142H34L35 143V145H34V143H32ZM105 142V143H104ZM165 142V143H164ZM176 142V143H175ZM182 142H185V143H182ZM193 142V143H192ZM194 142H196V143H194ZM207 142V143H206ZM212 142H214V143H212ZM28 143V144H27ZM108 143V144H107ZM181 143V144H180ZM188 143H190V144H188ZM197 143H199V144H197ZM203 143V144H202ZM212 144L211 146L209 145V144ZM104 145V148H103V145ZM106 144H107V146H106ZM132 144V145H131ZM138 144H140V143H138ZM168 144V145H167ZM173 144V145H172ZM176 144V145H175ZM182 144H183V146H182ZM198 146H197V145ZM201 144V145H200ZM205 144H207V145H205ZM34 145V146H33ZM99 145H101V146H99ZM178 145L180 146V147H178ZM190 146V148L188 147V146ZM155 146V147H154ZM185 146H187V147H185ZM195 146V147H194ZM197 146V147H196ZM200 146V147H199ZM208 146H209V148H208ZM102 148L101 149V151L100 150H98V148ZM163 147L165 148L164 150H163ZM167 147V148H166ZM172 147V148H171ZM194 147V148H193ZM30 148H32V149H30ZM35 148V151L33 150ZM153 148V149H152ZM186 148V149H185ZM199 148V149H198ZM200 148H202V149H200ZM205 148H207V150H204ZM218 148V147H217ZM217 148H216V151H218L217 150ZM30 149V150H29ZM55 149V148H54ZM93 149H94V152H95V154H94V152H93ZM95 149H96V151H95ZM128 149H129V151H128ZM156 149H158L159 150V153H158V150H156ZM172 149V150H171ZM178 149V150H177ZM185 149V150H184ZM192 149V150H191ZM29 150V151H28ZM92 150V151H91ZM168 150H170V151H168V153H167V151ZM187 150V151H186ZM200 150H202V151H200ZM214 150H215V147H214ZM21 151V152H20ZM98 151V152H97ZM109 151V150H108ZM151 151H154L155 152V154H154V152H151ZM162 151H164V153L162 152ZM180 151V152H179ZM184 151H186V152H184ZM195 151H197V153L195 152ZM199 151V152H198ZM204 151V152H203ZM207 151V153H205ZM89 152H91V153H89ZM161 152V153H160ZM171 152V153H170ZM173 152V153H172ZM177 152V153H176ZM184 152V153H183ZM190 152V153H189ZM20 153V154H19ZM94 154V156H93V154ZM127 153V154H126ZM157 153H158V155H157ZM165 153L167 154V155H165ZM187 154V156L189 157H187V159L186 158H184L183 159V157H186V154ZM191 153H193V155L191 156ZM194 153H196V154H194ZM201 153V154H200ZM221 152H219V154H220ZM96 154H98V155H96ZM161 154H164V155H161ZM175 154V155H174ZM177 154V155H176ZM185 154V155H184ZM189 154V155H188ZM199 154H200V156H199ZM207 154V155H206ZM25 155V156H24ZM85 155V154H84ZM92 155V156H91ZM127 155H128V157H127ZM134 157V158H132V156ZM146 155V156H145ZM152 155V156H151ZM155 155V156H154ZM172 155V156H171ZM181 155V156H180ZM184 155V156H183ZM40 156V157H39ZM90 156H91V158H90ZM98 156H100V158L98 157ZM114 156V157H113ZM140 156H141V158H140ZM157 156H159V157H157ZM162 156V157H161ZM167 156H170V157H167ZM178 156V157H177ZM28 157V158H27ZM84 157H87V158H84ZM89 157V158H88ZM92 157H97V159L95 160V159H93ZM115 157H116V161L115 160H113V158L115 159ZM161 157V158H160ZM173 159H172V158ZM176 159H175V158ZM192 157V158H191ZM198 157V158H197ZM100 160H99V159ZM102 158V159H103ZM111 158V159H110ZM137 159L136 161L134 160H132V159ZM162 158H166L165 160L163 159V161H162ZM179 158V159H178ZM182 158V159H181ZM194 158H196V160H199V162H200V167L198 166L199 165V162L198 161H196L195 162V159ZM29 159V160H28ZM92 159V160H91ZM104 159H103V161H104ZM118 159V160H117ZM141 159V160H140ZM147 159V161H144L143 162V160H146ZM159 159H160V161L161 162H163V163H161V162H159ZM190 159V160H189ZM192 159V160H191ZM193 159H194V161H193ZM207 159V160H206ZM47 160H50L49 158H47ZM76 160H74V162H78V160L76 161ZM86 160V161H85ZM89 160V161H88ZM138 160H140V162L138 161ZM153 160H154V164L156 165V168H154L155 167V165L154 164H152L153 163ZM158 160V161H157ZM203 160V161H202ZM208 160H209V162H208ZM85 161V162H84ZM96 161H98V162H100L99 164H96ZM107 161V162H106ZM150 161V163L153 165V167L152 166H147V165H151L150 163L148 164V162ZM170 161V162H169ZM189 161H190V163H189ZM191 161H193V162H191ZM205 161H207V162H205ZM229 161V160H228ZM88 162V163H87ZM90 162H91V167L93 168H91L89 165H90ZM95 162V163H94ZM116 162H118V163H116ZM121 162H122V164H121ZM136 162V163H135ZM143 162V163H142ZM146 162V163H145ZM168 163V164H166V163ZM185 162V163H184ZM93 163V164H92ZM105 163V164H104ZM129 163H131V164H129ZM138 163V164H137ZM171 163V164H170ZM173 163H174V168L172 167L173 166ZM189 163V164H188ZM194 163H195V165H194ZM27 164V165H26ZM77 164H79V163H77ZM85 164H89V165H85ZM145 164V165H144ZM161 164H163V165H161ZM183 164H185V165H183ZM191 164V165H190ZM34 165V166H33ZM38 165V166H37ZM85 167H84V166ZM94 165H97V167L96 166H94ZM122 165V166H121ZM128 165V166H127ZM132 166V167H130V166ZM166 166V168H164L165 166ZM172 165V166H171ZM176 165V166H175ZM88 166V167H87ZM110 168V169H108V167ZM124 166V167H123ZM135 166H137V167H135ZM142 166V167H141ZM159 166V167H158ZM160 166H163V167H160ZM170 166V167H169ZM181 166H183V167H181ZM194 166V167H193ZM197 168H196V167ZM15 167V168H14ZM90 167V169H91V172L89 173H86L87 171H88V169L87 168H89ZM112 167V168H111ZM117 167V168H116ZM139 167V168H138ZM147 167V168H146ZM179 167V168H178ZM180 167H181V169H180ZM185 167V168H184ZM97 168H98V170H97ZM100 168V169H99ZM103 168V170H101ZM105 168H107V169H105ZM130 168V169H129ZM134 168H137V169H135V170H137L138 172H139V174H140V172H141V176L134 170ZM141 168L144 170L145 169V171H148V169H149V171L151 172V177L149 178L150 180H151V178L153 179V181L151 180H148V178L147 177H149L150 176V172L148 171V172H146V173H148V175L147 174H145V171L143 172L142 170H141ZM152 168H153V170H152ZM158 168H159V170H158ZM168 168H170V169H168ZM195 168V169H194ZM198 168H200V169H198ZM226 168V170H229L230 171V167H228V166H224L223 167V169H225ZM89 169V170H90ZM96 169V170H95ZM105 169V170H104ZM113 169V170H112ZM116 169V170H115ZM131 169H133L132 171H130V173H128L129 172V170H131ZM173 169H175V170H173ZM184 169V170H183ZM160 170H164L165 172H164V174H163V172H162V174L164 175V177L163 178H165V180L164 179H162V175H161V172L159 173V171ZM168 170V171H167ZM186 170H189V172L188 171H186ZM191 170V171H190ZM194 170V171H193ZM197 170H199V172L198 173H196L197 172ZM201 170V171H200ZM93 171V172H92ZM101 171H103V173L105 172L106 174H105V176H106V178H104V177H102V178H104L103 179V182H102V178H101ZM112 171H113V173H112ZM135 171V172H134ZM170 171V172H169ZM172 171H174V172H172ZM178 171H180V172H178ZM196 171V172H195ZM39 172V173H38ZM45 172V173H44ZM53 172H55V174L53 173ZM80 172H81V174H80ZM109 172L111 173L110 175H111V178H112V174H114V176H113V178L111 179L109 176ZM117 172V173H116ZM131 172H132V174H131ZM152 172L154 173V174H157V175H153L152 174ZM158 172V173H157ZM187 172V173H186ZM191 172V173H190ZM196 173V175H195V173ZM244 172V173H243ZM92 173V174H91ZM96 173V174H95ZM130 174V175H132L131 177H129L130 175H128V174ZM165 173H167L166 175H165ZM170 173V174H169ZM172 173H174V174H172ZM177 173V175L175 176V174ZM184 174V175H180V174ZM83 174V175H82ZM90 174V175H89ZM123 174V175H122ZM135 174H137V175H135ZM143 174H144V176H146V179L143 177ZM172 174V175H171ZM190 174V175H189ZM45 175V176H44ZM80 175H82V178H81V176ZM88 175V176H87ZM108 175V176H107ZM125 175V176H124ZM135 175V176H134ZM159 175H161V176H159ZM169 175V176H168ZM174 175V176H173ZM192 175V176H191ZM236 175H238V176H236ZM37 177V178H40V179H38V180H40V185H35V186H33V187H31V189L30 190H28V189H26V190H28V191H26L25 190V188H23L22 190H21V188L19 189V187H20V185H21V183L23 182V181H25V180H29L30 179V177ZM53 176V177H54ZM80 176V177H79ZM85 176V177H84ZM97 176V177H96ZM116 176V177H115ZM135 178H134V177ZM154 176H159V178H160V180H159V178H158V180H156L157 178H154ZM167 178H166V177ZM186 176H187V178H189V179H187L186 178ZM232 176H233V178H232ZM86 177H88V179L86 178ZM90 177V178H89ZM118 177H120L119 179H118ZM174 177H178V178H181L184 182H182L181 184H182V190H181V192L178 190L177 191V189H175V191L178 193V194H181L182 192V194L184 195L185 193L184 192H186V190H188V189H190L192 186H193V188L196 186H198V184L196 185H193V184H191V183H193L194 181L196 182V181H199V183H200V186H201V188L204 190V191H206V195L208 196H216L217 197V202H215L214 203V206H216L217 207V205H218V207L216 208V209H218L217 211H219V213H220V216L221 215H224V216H221L222 217V221H220V223L218 224L219 226H223V224H224V219H225V222L227 221V219L229 220V223L226 225V227H222V228H224V229H221V231L219 230L218 232H215V231H213L211 228H210V226H209V224L207 223V222H203L201 219H200V217L198 218V217H194L193 215H194V213L196 212V210L198 209V207L197 208H194L193 209V212L192 211H190L189 212V214H188V212L186 211V209H185V206L187 205H190L191 203H194V202H196L197 203V201H190V192L189 191H191V190H189L187 193L189 194H185V195H188L187 197L184 195H182V196H179V195H177V193L175 194L174 193V184L173 183H171L170 184V182H169V180L171 179V178H174ZM183 177V178H182ZM86 178V179H85ZM97 178V179H96ZM99 178H101V179H99ZM117 178V179H116ZM143 178V179H142ZM41 179H42V181H41ZM85 179V180H84ZM106 179V180H105ZM107 179H109V180H107ZM132 179V180H131ZM133 179H134V181H133ZM162 179V180H161ZM192 179V180H191ZM89 180V181H88ZM116 180V182L117 183H115V182H113V181H115ZM119 180H120V183H123V184H121L120 185V183H119ZM131 182H130V181ZM144 180V181H143ZM148 182V181H150L151 183L152 182H154L155 183V181H156V183L157 182H159V181H163V182H168V183H162V182H160V183H152V184H150V182H149V184L147 185V184H145L144 182H146V181ZM81 181H83V182H81ZM93 182V183H91V182ZM106 181L108 182V183H110V185L108 184V183H106ZM122 181V182H121ZM125 181V182H124ZM135 181H136V183L138 182V181H141V183L140 184H144V186L143 185H140L139 184V182L137 183L138 184V186H137V184L135 183ZM171 181V180H170ZM191 181H193V182H191ZM48 182V183H47ZM89 182H90V185H92V186H90L89 185ZM95 182H98V183H96L97 185H98V187H97V185L95 184ZM134 182V183H133ZM146 182V183H147ZM189 182H191V183H189ZM43 183V184H42ZM104 183V184H103ZM114 183V184H113ZM163 185H162V184ZM183 183H187V184H185L186 186L185 187H187V188H185L184 187V185H183ZM189 183V184H188ZM229 183V184H228ZM101 184V185H100ZM171 185L172 187H173V189H172V187L171 188H169V186L168 185ZM104 185V186H103ZM108 185V187H106ZM149 186V188H146L147 186ZM157 185H159V186H162V187H158ZM167 185V186H166ZM88 186H89V188H90V191H92L91 189L94 187V189H93V191H95L96 189V191L94 192V193H97L96 194V197H97V201L98 202H101V204L104 206V208L105 207H107V206H109V208L107 207V208H105V209H107L106 211L108 212L107 214L108 215H112V216H115L116 217V219H117V221H118V223H121V224H125V226L126 227H129V228H131V226H133L134 224L133 223H135L134 221H133V218L135 217V216H137V215H143V213H144V215H143V217L139 220V223L142 225V230H141V228H140V230H139V232L137 233V235H136V240H134L131 244L132 245H130V244H127V242H125V241H123L122 243L121 242H119V244H118V241H113V242H111V243H109L107 240H105V238H103V239H101V238H97V235H96V237L95 236H93L94 237V239L97 241H95L94 243H95V246L94 245H92L93 243V238L91 239V235H93V233H92V231H96L97 230V228L95 227V224H96V222L94 223L93 221H92V217L91 216H88V215H86L84 212H82V211H80L81 209H79L80 208V205L79 204H81L80 202H81V199L79 200V198L77 199V197H75L76 196V194H75V190H76V193H77V191L78 190H82V187H85V189L87 188V190H89L88 189ZM110 186V187H109ZM117 186H118V188H117ZM124 186H126V187H124ZM141 188H140V187ZM143 186V187H142ZM152 186V187H151ZM181 186V185H180ZM180 186H179V188H180ZM189 186V187H188ZM223 186H225L224 188H227L228 187V189L231 191V193H233V195L234 196H241V195H243V196H241V197H239V202L238 203H235V204H233V206H234V208H236V209H238L239 211H240V213H241V215H242V223L241 224H237V223H235V221H233V220H230L231 218V213H229V211H230V209H229V207H227L228 206V201H227V198L230 196V195H228L227 193L225 194L224 192H222V193H217L218 191V189H221ZM249 186H251V187H249ZM24 187V186H23ZM54 187V188H53ZM80 187V188H79ZM92 187V188H91ZM121 187H123L124 189H126V191L123 189V188H121ZM136 187H139V188H136ZM158 187V188H157ZM165 187H166V189H165ZM74 188H76V189H74ZM104 188V189H103ZM107 188H109L108 190H107ZM113 188V189H112ZM121 188V189H120ZM131 188V189H130ZM134 188H136V190H134ZM144 190H143V189ZM161 188V189H160ZM185 188V189H184ZM193 188H192V191L191 192H193ZM244 188V189H243ZM255 188H256V190H255ZM258 188V189H257ZM45 189V190H44ZM129 189V190H128ZM141 189V190H140ZM151 189V190H150ZM158 192L159 190L161 191V192H156L155 190ZM158 189V190H157ZM163 189V190H162ZM168 189H169V192H170V194L168 193ZM172 189V190H171ZM246 189H248L246 192H247V195L245 196L244 194H246L245 193V190ZM71 190H74V191H71ZM99 190V191H98ZM106 190V191H105ZM142 190L144 191V193H142ZM145 190H147V191H145ZM167 192H166V191ZM210 190V191H209ZM244 190V191H243ZM253 190V191H252ZM258 190V191H257ZM92 191V192H93ZM108 191V193H110V197H109V194L108 193H106ZM113 191V192H112ZM117 191H119V192H117ZM129 191H130V194H129ZM135 193H134V192ZM163 191V192H162ZM173 191V192H172ZM250 191V192H249ZM30 192V193H29ZM63 192V193H62ZM105 192V193H104ZM123 192V193H122ZM125 192V193H124ZM137 192V193H136ZM138 192L142 195V194H144L143 196H141L140 194H138ZM212 194H211V193ZM256 192V193H255ZM60 193H61V196H62V198H61V196H60ZM100 195H99V194ZM101 193H102V196H101ZM118 193V194H117ZM133 193V194H132ZM146 193L148 194V193H150L149 195H147V196H145L146 195ZM157 193V194H156ZM160 193V194H159ZM162 193H163V195H165V194H167L166 195V198H168V200L166 201V198H165V196H162ZM173 193V194H172ZM248 193H249V198L247 197L248 196ZM19 194V195H18ZM27 194H29L30 195V197H29V195H27ZM44 194V195H43ZM106 194V195H105ZM124 194H126V197H125V195ZM135 194H137L136 196H134ZM152 194H153V197L151 198V196H152ZM175 194V195H174ZM75 195V196H74ZM98 195V196H97ZM105 195V196H104ZM107 195H108V197H107ZM116 195V196H115ZM119 195H121V197L119 196ZM132 195V196H131ZM154 195H156V197L158 196V198H156ZM172 195V196H171ZM175 196V198H174V196ZM225 195V196H224ZM59 196H60V199H59ZM120 197V200L118 199L119 197ZM125 198H127V199H125ZM128 196L130 197V198H128ZM142 197L141 199H139L140 201H142V199H143V203L145 204H143L142 202L141 203H139L140 201L138 200V198H140V197ZM150 196V197H149ZM176 196H178V198L180 199V198H183V200L182 199H180V201H179V199L177 200V197ZM22 197V198H21ZM66 197V198H65ZM102 197H103V199H102ZM116 197H118L117 199H115ZM123 197V198H122ZM147 197V198H146ZM161 197H163L162 199H161ZM184 197H186V199L184 198ZM189 197V198H188ZM225 199H224V198ZM243 197V198H242ZM19 198V199H18ZM154 198L155 199H157V200H154ZM170 198V199H169ZM171 198H173L174 199V201H172L171 200ZM30 199V200H29ZM109 199V200H108ZM144 199H146V200H144ZM159 199V200H158ZM175 199L179 202V204H178V202H176L175 201ZM243 199V200H242ZM250 199V200H249ZM60 200H61V202H60ZM70 202H69V201ZM103 200V201H102ZM105 200H107V201H105ZM127 200V201H126ZM128 200H130V201H128ZM135 200V201H134ZM153 200V201H152ZM161 200H164V201H162V204L164 203V205H162L160 202H161ZM170 200V201H169ZM249 201V203L247 202V201ZM63 201V202H62ZM114 201V202H113ZM134 201V202H133ZM138 201V202H137ZM147 201V202H146ZM243 201V202H242ZM121 202H122V205H119V204H121ZM133 202V203H132ZM156 202H158V204L156 203ZM167 202H172V203H170V204H172L173 206H171V207H169L170 206V204L169 203H167ZM188 202V203H187ZM57 203V204H56ZM125 203H127L126 204V207L124 206L125 205ZM151 203V204H150ZM168 204V205H166V204ZM177 204V206H178V208H179V206L181 207V209L183 208V206H184V208L181 210L180 208L178 209L177 208V206H176V204ZM186 203V205H184V204ZM200 202L198 201V203L197 204H199ZM219 203V204H218ZM247 203V204H246ZM51 204V205H50ZM68 204V205H67ZM130 204H132V206L130 205ZM139 204H141V205H143V209H142V206L141 205H139ZM147 204V205H146ZM195 204V203H194ZM197 204H195V205H197ZM216 204V205H215ZM224 204H226V205H224ZM245 206H244V205ZM254 204H256L257 206H258V208H257V206H255ZM112 205L114 206V207H112ZM135 205H138V207L137 206H135ZM158 205H159V207H158ZM161 205V206H160ZM176 207H175V206ZM192 205V204H191ZM247 205V206H246ZM56 206V207H55ZM124 208L125 207V209H127L126 211H124L125 209H123L122 207ZM137 207V208H135V207ZM140 206H141V208H140ZM144 206H146L145 207V209H144ZM150 206V207H149ZM162 206H164V210H163V208H162ZM166 206V207H165ZM186 206V207H187ZM237 206V207H236ZM2 207V208H1ZM71 207V208H70ZM129 207V208H128ZM134 207V208H133ZM148 207H149V209H148ZM176 209H175V208ZM49 208H50V210H49ZM60 208H61V210H60ZM65 208H66V210H65ZM70 208V209H69ZM135 209V210H133V209ZM162 208V209H161ZM168 208H170L171 210L174 208V211L172 210H170V209H168ZM110 209V210H109ZM111 209L113 210L112 211V213H111ZM117 209V210H116ZM121 209V210H120ZM130 209H132V212H128V211H130ZM136 209H138V210H136ZM147 209V210H146ZM165 209H166V211H165ZM225 209V210H224ZM229 209V210H228ZM256 209H258V210H256ZM65 210V211H64ZM74 210H76V212L74 211ZM109 210V211H108ZM142 210V211H141ZM150 210H152V212H150ZM154 210V211H153ZM177 210H179V211H177ZM181 210V211H180ZM262 210V211H261ZM80 211V212H79ZM115 211H117V212H115ZM123 211V212H122ZM134 211V212H133ZM136 211V212H135ZM138 211V212H137ZM147 211V212H146ZM161 211V212H160ZM168 211V212H167ZM185 211V212H184ZM259 211V212H258ZM142 212V213H141ZM155 213V215H154V213H153V215L158 219H155V217H152V214H150V213ZM171 212V213H170ZM174 212V213H173ZM184 214V216L182 217V221H178V222H176L173 226V228H172V226L170 227V216H172V215H174V214H182V213ZM38 213H39V217H38ZM126 213V214H125ZM128 213H129V215H128ZM132 213V217H131V214ZM133 213H136L135 215L133 214ZM148 213H149V218H148ZM168 213V214H167ZM191 213V214H190ZM227 213H229L228 215H227ZM21 216H20V215ZM32 214V215H31ZM70 214V215H69ZM114 214V215H113ZM256 214V215H255ZM110 215V216H111ZM122 215V216H121ZM187 215V216H186ZM190 215V216H189ZM31 216L32 217H34L33 219H31ZM57 216V217H56ZM129 218H128V217ZM146 218H145V217ZM160 218H159V217ZM168 216H169V218H168ZM114 217V218H115ZM124 217H125V220L127 221V223H126V221L124 220ZM151 217H152V219H151ZM165 217H167V221H164V218ZM193 217V218H192ZM91 218V219H90ZM148 218V219H147ZM163 218V219H162ZM190 218V219H189ZM196 218V219H195ZM31 219V220H30ZM54 219V220H53ZM121 219V220H120ZM135 219H136V217H135ZM150 219V220H149ZM156 220V221H153L152 222V220ZM199 219V220H198ZM51 220V221H50ZM53 220V221H52ZM56 220V221H55ZM88 220H90V221H88ZM148 220V221H147ZM188 220H190V221H188ZM197 220V221H196ZM201 220V221H200ZM48 221V222H47ZM88 221V222H87ZM145 221H147V222H145ZM160 221V222H159ZM185 221H188L189 222V224H187V222L185 223ZM195 221V222H194ZM231 221V222H230ZM233 221V222H232ZM52 222V223H51ZM92 222V223H91ZM155 222H157V223H155ZM162 222V223H161ZM165 224H164V223ZM169 222V223H168ZM190 222H191V224H190ZM72 223V224H71ZM79 225H78V224ZM91 223V224H90ZM99 223V222H98ZM142 223H144V224H142ZM154 223V224H153ZM159 223H161V224H159ZM183 223H184V225H183ZM234 223H235V225H234ZM90 226H89V225ZM156 224H159V225H161V226H158V225H156ZM162 224H163V226H162ZM186 224V225H185ZM261 224V225H260ZM35 225V226H34ZM84 225H86V227L84 226ZM149 225V226H148ZM166 225H167V228H166ZM169 225V226H168ZM189 227H188V226ZM192 227H191V226ZM237 225V226H236ZM22 226H24V227H22ZM34 228H33V227ZM37 226V227H36ZM145 226H147L146 228H145ZM32 227V228H31ZM144 227V228H143ZM161 227V228H160ZM241 227V228H240ZM11 228V229H10ZM92 229V231H91V233L92 234H90V237H88L89 236V234H87V232H86V230L87 229ZM164 228V229H163ZM170 228V229H169ZM176 228V230H174ZM187 228V229H186ZM82 229V230H81ZM115 229V228H114ZM113 229V230H114ZM143 229H145L146 230V234H145V230H143ZM153 229V230H152ZM156 229V230H155ZM157 229H161V230H159L158 232H155V231H157ZM168 229V230H167ZM24 230V231H23ZM85 230V231H84ZM116 230V231H115ZM114 230V233H117V230H119L117 227H116V229ZM150 230V231H149ZM223 230V231H222ZM31 231H29V232H31ZM149 231V232H148ZM151 231H152V233H151ZM154 231V232H153ZM161 231V232H160ZM167 231V232H166ZM170 231V232H169ZM81 232V233H80ZM86 232V233H85ZM142 232V233H141ZM144 232V233H143ZM163 232V233H162ZM166 232V233H165ZM141 233V234H140ZM149 233V234H148ZM157 233V234H156ZM158 233H159V235H158ZM162 233V234H161ZM183 233V234H182ZM153 234V235H152ZM166 234H168V235H166ZM238 234V235H237ZM5 235V236H4ZM28 235V234H27ZM81 235H83L82 237H81ZM84 235H87V236H84ZM139 235V236H138ZM140 235H142V237L140 236ZM145 236V237H144ZM166 236V237H165ZM170 236V237H169ZM85 237V238H84ZM173 239H172V238ZM83 240H82V239ZM170 238H171V240H170ZM210 238V239H209ZM18 239V238H17ZM80 239V240H79ZM86 239V240H85ZM98 239V240H97ZM101 239V240H100ZM141 239V240H140ZM175 239V240H174ZM22 244L24 243V240L22 239V238H19L18 239ZM89 240V241H88ZM99 240L101 241V242H99ZM227 242H226V241ZM230 240V241H229ZM26 241V240H25ZM81 241H82V244H81ZM92 241V242H91ZM104 243H103V242ZM106 241V242H105ZM138 241V242H137ZM140 241V242H139ZM173 241V242H172ZM175 241V242H174ZM208 241V242H207ZM218 241H219V243H221L220 245L218 244ZM246 241V242H245ZM89 242H90V244H89ZM99 242V243H98ZM108 242V243H107ZM197 242V243H196ZM214 242V243H213ZM259 242V243H258ZM260 242L262 243L261 245H260ZM85 243H87V244H89V245H87V244H85ZM96 243H98L97 244V246H96ZM117 243V244H116ZM134 243V244H133ZM137 243V244H136ZM145 243V244H144ZM173 243V244H172ZM216 243V246L214 245ZM227 243V244H226ZM229 243V244H228ZM250 243V244H249ZM258 245H257V244ZM2 244V245H1ZM31 244V245H30ZM37 244H38V246H37ZM84 244V245H83ZM101 244L103 245V244H105V245H103V246H101ZM121 244H123V246L121 245ZM126 244V245H125ZM140 244V245H139ZM175 244V245H174ZM206 244V245H205ZM214 246H213V245ZM225 244V245H224ZM82 245V246H81ZM86 245H87V247H86ZM91 245H92V247H91ZM118 245V246H117ZM128 245H130V246H128ZM213 246V248H211L212 246ZM219 245V246H218ZM31 246H33V247H31ZM95 248H94V247ZM99 246V247H98ZM133 246H135V247H133ZM171 246V247H170ZM189 246V247H188ZM204 246L207 248H204ZM207 246H209V247H207ZM35 247V248H34ZM81 247V248H80ZM123 247V248H122ZM129 247V248H128ZM145 247V248H144ZM216 247V248H215ZM222 247V248H221ZM232 247V248H231ZM113 248V249H112ZM202 248V249H201ZM204 248V249H203ZM211 248V249H210ZM219 248V249H218ZM39 249V250H38ZM41 249V250H40ZM81 249V250H80ZM94 249V250H93ZM143 249V250H142ZM182 249H183V252H182ZM189 250V251H186V250ZM194 249V251H192ZM2 250V251H1ZM37 250V251H36ZM114 250V251H113ZM126 250V251H125ZM129 250V251H128ZM29 251V252H28ZM42 251H43V253H42ZM97 251V252H96ZM181 251V252H180ZM185 251V252H184ZM192 251V252H191ZM200 251V252H199ZM41 254H40V253ZM48 252V253H47ZM82 252V253H81ZM121 252V253H120ZM128 252V253H127ZM131 252V253H130ZM180 252V253H179ZM189 252V253H188ZM264 252V251H263ZM25 253V254H26ZM36 253H37V255H36ZM39 253V254H38ZM51 254V255H50ZM119 254V255H118ZM184 254H183V256H184ZM102 255V256H101ZM133 255V256H132ZM25 257V255L23 254L22 255V257ZM37 256V257H36ZM42 256V257H41ZM100 256V257H99ZM122 256V257H121ZM176 256V257H175ZM47 257V258H46ZM173 257H175V258H173ZM40 258V259H39ZM90 258V259H89ZM170 259V260H168V259ZM171 258H173V260H174V262H173V260L171 259ZM11 259H13V257L11 258ZM35 259V260H34ZM44 259H45V261H44ZM46 259H47V261H46ZM49 259V260H48ZM167 259V260H166ZM179 259V260H178ZM37 260L39 261V263L37 262ZM126 260V261H125ZM165 260L168 262H165ZM44 261V262H43ZM78 261V262H77ZM172 261V262H171ZM40 262H42V263H40ZM56 262V263H55ZM59 262V263H58ZM72 262V263H71ZM94 262V263H93ZM157 262V263H156ZM261 262H262V264H264L263 262H264V257H263V261L261 260ZM261 262H260V264H261Z\"/></svg>", "mask_w": 264, "mask_h": 264}, {"label": "bare ground", "instance_id": "bare-ground-1", "mask_svg": "<svg viewBox=\"0 0 264 264\" xmlns=\"http://www.w3.org/2000/svg\"><path fill=\"white\" fill-rule=\"evenodd\" d=\"M55 1V0H54ZM96 1V0H95ZM104 1V0H103ZM102 1V2H103ZM105 1H107V0H105ZM104 1V2H105ZM114 1H116V0H114ZM120 1H122V0H120ZM213 1V0H212ZM219 1H221V0H219ZM223 1V0H222ZM225 1L226 0H224L223 2V4L222 5H224L225 6ZM238 1V0H237ZM253 3V5L256 7V6H258V5H256V4H259L257 1H263V0H251ZM1 2V1H0ZM5 1H3V3H4ZM6 2H8V1H6ZM101 2V3H102ZM103 2V5L105 4ZM108 3H109V0L107 1ZM107 2H106V4L104 5V8H105V6L107 5ZM118 2H119V0H118ZM125 2V1H124ZM229 2L231 3L232 1H230L229 0ZM229 2H228V4H229ZM236 2V0L234 1V3ZM239 2V1H238ZM238 2H237V5H238ZM241 2H242V0H241ZM240 2V3H241ZM243 2H244V0H243ZM242 2V3H243ZM2 3V4H3ZM10 3V2H9ZM116 3V2H115ZM212 3V2H211ZM227 3V2H226ZM245 3V2H244ZM247 3H250L249 1L247 2ZM30 4V3H29ZM34 4V3H33ZM95 5H96V3H94ZM99 4V3H98ZM112 4H114V2L112 3ZM117 4H119V3H116V6H118ZM121 4H122V2H121ZM215 4L216 3H214V6H215ZM218 4H220V3H217V5ZM228 4H226V5H228ZM6 4H4V6H5ZM11 5V4H10ZM32 5V4H31ZM101 5V4H100ZM99 5V6H100ZM120 5V4H119ZM123 5H124V3H123ZM142 5V4H141ZM232 5V4H231ZM236 5V4H235ZM240 5V4H239ZM241 5H243V4H241ZM240 5V6H241ZM260 5V4H259ZM2 6V5H1ZM7 6V5H6ZM52 6V5H51ZM96 6H98V5H96ZM111 6V5H110ZM113 6V5H112ZM131 6V5H130ZM210 6V5H209ZM247 6V5H246ZM249 6H252L251 4L249 5ZM261 6V8H262V6L263 5H260ZM22 7V6H21ZM27 7H29V9H30V6H28L27 5ZM34 7V6H33ZM32 6H31V9L33 8ZM120 7H122V6H120ZM157 7V6H156ZM212 7V6H211ZM216 7V6H215ZM219 5H218V9H219ZM233 7H235V6H233ZM101 8H102V5H101ZM104 8H102L103 10H104ZM106 8H108V7H106ZM105 8V9H106ZM110 8V7H109ZM116 8V7H115ZM210 8V7H209ZM208 8V9H209ZM228 8V7H227ZM237 7H235V11L237 10L236 9ZM238 8H239V6H238ZM244 8V7H243ZM247 8V7H246ZM252 9H253V7H251ZM261 8H259V10H261ZM0 9H2V7H0ZM5 9V8H4ZM28 9V8H27ZM26 9V10H27ZM111 9H113V8H111ZM110 9V11L112 12V10ZM118 9H119V7H118ZM138 9V8H137ZM207 9V10H208ZM217 9V8H216ZM216 9H214V10H216ZM220 9L222 10V8L220 7ZM223 9H224V7H223ZM240 9V8H239ZM249 9V8H248ZM263 9V13H264V8H262ZM20 10H21V8H20ZM22 10H23V7H22ZM24 10H25V7H24ZM26 10L24 11V12H26ZM40 10V9H39ZM38 10V11H39ZM42 10H44V8L43 9H41V11ZM99 9H97V11H98ZM107 10V9H106ZM105 10V11H106ZM115 10H117V9H115ZM225 10V9H224ZM224 10H222L223 11V14H224ZM233 10H234V8H233ZM242 10V9H241ZM240 10V12H237L236 14H232L233 16H231V14H230V16L232 17V21H231V24H232V29L235 31L234 33H235V37H236V39L238 38V40L240 39V41L238 42V43H240L241 42V40H246V34L247 33H245L247 30V28L245 27V31H244V28L242 27L245 23H246V19H247V15H246V19H245V17H244V14L243 13H241L242 11ZM251 10V9H250ZM254 10H255V8H254ZM253 10V12H254V14H256V12ZM258 10V9H257ZM256 10V11H257ZM17 11V10H16ZM28 11V10H27ZM36 11H37V9H36ZM37 11V12H38ZM102 11V10H101ZM108 11V10H107ZM145 11V10H144ZM153 11V10H152ZM217 11H219V10H217ZM226 11H228V9L226 10ZM234 11V12H235ZM239 11V10H238ZM244 11V10H243ZM246 11V10H245ZM8 12V11H7ZM19 12H21V11H19ZM37 12H34V13H37ZM95 12V11H94ZM100 12V11H99ZM104 12V11H103ZM113 12H115L114 10H113ZM125 12V11H124ZM220 12V11H219ZM231 12H232V10H231ZM230 12V13H231ZM250 12V11H249ZM252 12V11H251ZM252 12V13H253ZM1 13V12H0ZM5 13H6V10H5ZM23 13V12H22ZM39 13L41 14V12L39 11ZM45 13V12H44ZM97 13V12H96ZM102 13V12H101ZM110 13V12H109ZM109 13H107V14H109ZM204 13V12H203ZM205 13H208V12H205ZM228 13V12H227ZM233 13V12H232ZM244 13H246V12H244ZM251 13V14H252ZM6 14H8V13H6ZM42 14H43V12H42ZM105 14V13H104ZM106 14V15H107ZM120 14V13H119ZM210 14H212V13H210V10H209V17H210ZM216 14H217V12H216ZM219 14V13H218ZM218 14L217 15H215V17L217 16V18H213L212 16H211V19L209 18V20H210V23H209V25H207V26H210V24L212 25L211 27H213V28H216L215 30H217L216 31V35L215 34H212V35H215L216 36V39H217V37H218V39L220 40V39H222V41L224 40V41H226L227 39H223V38H225V37H228V36H230V35H228V34H225L226 32H227V30H226V32H225V30H224V32L222 31V27H220V24L222 23V22H219V19L221 18V17H226V13H225V15H223V16H221L220 14H219V19H218ZM222 14V13H221ZM229 14V13H228ZM253 14V15H254ZM2 15V14H1ZM5 15V14H4ZM3 15V16H4ZM20 15V14H19ZM18 15V16H19ZM23 15V14H22ZM25 15V14H24ZM26 15L27 16H30V18L32 17V19H33V13H32V11L31 12H26ZM31 15H33V16H31ZM93 15V14H92ZM96 15V14H95ZM99 15H103V14H99ZM206 15V14H205ZM250 15V14H249ZM260 15V14H259ZM262 15H264V14H262ZM3 16H1V17H3ZM27 16L25 17L26 19H30L29 17L27 18ZM36 17H37V15H35ZM39 16V15H38ZM98 16V15H97ZM108 16V15H107ZM200 16H202V15H200ZM255 16V15H254ZM257 16V15H256ZM45 16H43V18H44ZM103 17V16H102ZM228 17V16H227ZM249 17V16H248ZM251 17V16H250ZM259 17H261V16H259ZM14 18V17H13ZM20 18H22V16H20ZM20 18H18V19H20ZM95 18L96 17H94V20H95ZM203 18H205V17H202V19ZM230 18V17H229ZM229 18H226V21H229L230 19ZM263 18V17H262ZM18 19L16 20L17 22H19L20 21V23L22 22V20H19L18 21ZM24 19V18H23ZM26 19L24 20V22L21 24V26H23V24H25V25H27L26 24ZM38 19V18H37ZM45 19V18H44ZM97 19V18H96ZM99 19V18H98ZM110 19H114V17L113 18H110ZM218 19V20H217ZM227 19H229V20H227ZM250 19H252V20H256L257 18L255 17V18H250ZM41 20H42V17H41ZM40 20V21H41ZM109 20V19H108ZM154 20V19H153ZM261 20H263V19H261ZM33 21V20H32ZM37 21V20H36ZM46 21V20H45ZM44 21V22H45ZM87 21V20H86ZM112 21V20H111ZM110 21V22H111ZM115 21V20H114ZM118 21V20H117ZM198 21H200V19L198 20ZM204 21V20H203ZM203 21H201L202 23H203ZM206 21H207V19H206ZM260 21V20H259ZM258 21V22H259ZM31 22V21H30ZM38 22V21H37ZM96 22H97V20H96ZM96 22H94L93 24H95ZM106 22V21H105ZM225 22V21H224ZM248 22V21H247ZM250 22V21H249ZM254 22H257V21H254ZM253 21H252V24L254 23ZM257 22V23H258ZM264 22V21H263ZM29 23V22H28ZM32 23V22H31ZM38 23H40V25L42 24L41 22H38ZM75 23V22H74ZM76 23H80V22H76ZM75 23V24H76ZM83 23V22H82ZM104 23V22H103ZM151 23V22H150ZM150 23H148V22H144V21H141V22H112V23H109L108 22V24L107 23H105L106 25H110V28H111V30H109L110 32H108V33H106V34H108L109 36H110V34L111 35H114L115 37H116V39L115 38H113V39H115L116 41H117V45L115 44L114 46H113V40L110 38H105V37H103V36H100V34H97V35H95L93 38L91 37V39H90V37H89V42H86V44H88L89 43V45H87V46H89V47H87L88 49H84V50H89V51H85V52H83V54H82V50H80V52H81V54L83 55H81L80 54V56L81 57H84L85 56V54H87V55H91V54H93L94 52L96 53H98V54H101L102 55V58H106L108 61H105V59H104V61L106 62V64H113L114 66H115V68L119 71L120 70V72H122L123 74H124V76H125V79H122L121 78V81H123V87H125L124 88V90H123V93H121V95H119V96H116V97H114V95H115V93H116V90H113L111 93H110V95L108 94L109 92H110V90L109 89H111V83L110 82H108V81H106L105 79H103V78H100V77H98V76H96V75H90L89 76V78H87V79H85V80H87L85 83H83L82 84V86H81V88H79L80 89V91H83V93L86 91H90V92H94L95 94H94V96L89 100L88 99V102H87V104L90 106V108H85L87 111H88V113H93L95 110H97L98 111V113L99 112H102L103 111V109L105 110L106 108H107V106L109 105V104H112L111 105V108L109 109V110H107L106 112H105V116H104V118H102L101 119V121L100 122H98V123H95V124H90V123H83V122H80V121H77V120H63V123L61 124L60 122H59V125L61 124L62 126H60L61 127V130L62 131H70L71 133L75 130V132H81L82 133V135H83V137H82V135H81V133L79 134V135H81V137H82V140H80V138H79V140H78V138H77V140L74 142V143H72L71 142V144L67 141V140H65L66 139V137H63V135L65 134H62V137H63V139H61L60 138V140H58V142H57V144H56V147H53V146H51V145H49L48 147H46V148H44L43 147V154L41 155V161H39L40 163H37L38 165V167L40 168V169H44L43 171H48V172H52L53 170H56L57 169V171H55L56 172V175H57V177H55L54 175H51V176H49V177H47V178H44L45 180L47 179V180H50V182L48 183V184H50L51 182H59L60 183V185H66V186H68V187H70L71 188V186H76V185H74L75 183H77L78 182V185H79V179L80 178H78L77 177V175H78V172L82 169V167L80 166V164H83V161H82V163L81 162H79V161H81V160H83L82 158H81V160H79V159H77L78 160V162H74V160H76V158H78L79 156H88V154L86 155V153L90 150V149H92V148H96L97 146H98V144L100 143V141L103 143V141L102 140H104L105 141V139H103V138H106V139H109V148L107 149V147H106V150H104V151H101V149L102 148H98V150H100L101 152H99V155L103 158L105 155H107L108 153L109 154H115L116 155V157H120V159H119V161L123 158V160H122V162L124 161V157H122V156H124V153L126 152V150H127V148H129V145H130V139L129 138H133V147H132V150H131V152H133V153H131V154H133V156L135 155V156H138V155H143V154H145V153H147V155L148 154H150V148H151V144H153V143H150V138H151V136H150V134H148L146 131H144L143 130V128H142V121H141V117H142V114L144 113V114H147L148 116H149V118H150V122L149 123H151L150 124V126L152 125V127L151 128H153V130L154 131H157L156 133L159 135L158 136V144H157V146H158V149H160L161 148V145H163L162 144V142L165 140V138L167 137L168 138V136H170L171 135V133H173L174 132V128H173V126H171V124L167 121V119H166V117H168L167 115H169V111L170 112H172V110H175V113H176V108L175 109H169L170 107H176V105L177 106H182V107H185V104H188L187 103V101H186V99L184 100L183 98L182 99H180V97L177 99L175 96H173V94H165L166 92H165V90H164V92L163 91H161V87L163 86V85H165L164 83H163V77H165V75L162 73V71L160 72V71H158L157 69H156V67L155 66H157L156 64L158 63H160L161 64V62L160 61H163V62H165V63H168V64H170L171 66H173L172 64H171V61L173 62V60H175L177 63H178V66L177 67H175V68H172L170 65V67H171V69H173L174 71H176V69H184L183 67H185V69H186V66H187V64L189 65H191L192 63H194V61L196 62V60H193L192 59V56L194 57V54L196 53L195 51L198 49V41H197V44L195 43V42H193V43H187V42H181L180 40H178V41H180L181 43H177V42H175V40L173 41V42H169V43H164L165 41L164 40H161L162 38V36L160 37V38H157L156 36L154 37V35L153 34H155V32L156 31H154V29H156V28H158L157 30H159V26H155L156 28H152V24L154 23H152V24H150ZM155 23H157V22H155ZM204 23H205V21H204ZM206 23H208V21L206 22ZM220 23V24H219ZM226 23V22H225ZM260 23V22H259ZM30 24V23H29ZM35 24V23H34ZM45 24V23H44ZM83 24H85V23H83ZM89 24H90V22H89ZM104 24V25H105ZM229 24H230V22H229ZM248 24V23H247ZM251 24V25H252ZM36 25V24H35ZM39 25V24H38ZM37 25V26H38ZM77 25V24H76ZM75 25V26H76ZM79 25V24H78ZM91 25H92V22H91ZM91 25H89L88 27H90ZM99 25H101V23L99 24ZM155 25V24H154ZM158 25V24H157ZM223 25H225V24H223ZM260 25V24H259ZM259 25H257V26H259ZM18 26H19V24H18ZM80 26V25H79ZM97 26H98V24H97ZM97 26H95L94 25V27H95V29L97 28ZM103 26V25H102ZM161 26V25H160ZM200 25H198V27H199ZM203 26H204V24H203ZM202 26V27H203ZM222 26V25H221ZM230 26V25H229ZM247 26V25H246ZM250 26V25H249ZM253 26H255V25H253ZM256 26V27H257ZM261 26V25H260ZM262 26H264V25H262ZM31 27V26H30ZM35 27V26H34ZM85 27H87V24H86V26ZM93 27V26H92ZM99 27V26H98ZM101 27V26H100ZM161 27H163V26H161ZM197 27V26H196ZM227 28V26H224V28ZM18 28H22V27H18ZM24 28V27H23ZM37 28V27H36ZM40 29H41V27H39ZM80 27H78V29H79ZM82 28H83V25H82ZM91 28V27H90ZM212 29V28H210V27H207V29ZM249 28V27H248ZM250 28H252V27H250ZM258 28V27H257ZM256 28V29H257ZM261 28V27H260ZM259 28V29H260ZM31 29V28H30ZM32 29H33V27H32ZM38 29V28H37ZM43 29V28H42ZM88 31H89V29L88 28H86ZM86 29H85V31H86ZM92 29V28H91ZM161 29V28H160ZM165 28H163L162 30H164ZM197 29V28H196ZM200 29H202L201 27H200ZM203 29H205V27L203 28ZM228 29H229V27H228ZM14 30H16V31H14ZM13 31H14V35L16 36V34L18 33V35H19V30H18V32H17V29L15 28ZM23 30V29H22ZM39 30V29H38ZM83 30H84V28H83ZM195 30V29H194ZM198 30V29H197ZM253 30H254V28H253ZM262 30V29H261ZM25 31V30H24ZM33 31V30H32ZM93 31V30H92ZM95 31V30H94ZM97 31V30H96ZM105 31V30H104ZM152 31L154 32V33H152ZM167 31V30H166ZM165 31V32H166ZM189 31V30H188ZM187 31V32H188ZM204 31V30H203ZM202 31V32H203ZM255 31V30H254ZM20 32H21V30H20ZM26 32L28 33L29 32V28H28V31L26 30ZM39 32V31H38ZM79 32V31H78ZM84 32V31H83ZM90 32H91V30H90ZM161 32V31H160ZM164 32V31H163ZM168 32H169V30H168ZM200 32H201V30H200ZM228 32H229V30H228ZM248 32H250L249 30H248ZM256 32V31H255ZM257 32H258V29H257ZM256 32V33H257ZM262 32H264V30L262 31ZM262 32H260V34L262 33ZM23 33V32H22ZM26 33V34H27ZM31 33V32H30ZM30 33H29V35H30ZM34 33H35V35H37L36 33H37V30L36 31H34ZM33 33V34H34ZM76 33H77V31H76ZM75 33V34H76ZM81 33H82V29H81ZM87 33V32H86ZM104 33V32H103ZM158 33V32H157ZM162 33V32H161ZM213 33H214V30H213ZM230 33H231V31H230ZM234 33H232L231 35L233 36V34ZM259 33V32H258ZM11 34V33H10ZM25 34V33H24ZM80 34V33H79ZM78 34V35H79ZM91 34V33H90ZM160 34V33H159ZM163 34H166V33H163ZM181 34V33H180ZM188 34V33H187ZM197 34H198V32H197ZM202 34L203 33H200V35L202 36ZM250 34V33H249ZM264 34V33H263ZM12 36H13V34H11ZM20 35H21V33H20ZM23 35V34H22ZM22 35H21V37H22ZM28 35V34H27ZM28 35V36H29ZM77 35V36H78ZM84 35H85V33H84ZM107 35V36H108ZM162 35V34H161ZM170 36L171 34H167V36ZM191 35V34H190ZM206 35H209V33L207 32V34ZM251 35V34H250ZM12 36H10V37H12ZM27 36V38H24L25 40H27L29 37ZM31 37H32V35H30ZM86 36V35H85ZM87 36H89V35H87ZM93 36V35H92ZM99 36V37H98ZM160 35H158V37H159ZM168 36V37H169ZM172 36H173V34H172ZM176 36V35H175ZM179 36H181V35H179ZM182 36H184V34L182 35ZM186 36H188V35H186ZM231 36V37H232ZM252 36H255L254 34L252 35ZM257 36V35H256ZM260 36V35H259ZM19 37V36H18ZM18 37H16L17 39H18ZM24 37V36H23ZM23 37H22V40H24L23 39ZM30 37V38H31ZM82 37V36H81ZM81 37H78V38H80L81 39ZM203 37V36H202ZM210 37H211V39H214L213 37L214 36H211L210 35ZM247 37H249L248 35H247ZM258 37V36H257ZM261 37H262V34H261ZM33 38L35 39V36H33ZM163 38H164V36H163ZM174 38V37H173ZM178 38V37H177ZM182 38V37H181ZM183 38H187V37H183ZM192 39H193V37H191ZM195 38H197V35H196V37ZM203 38H206V36H205V34H204V37ZM230 38V37H229ZM228 38V40L230 41V39L231 40H233V38L234 37H232V38H230L229 39ZM252 38V37H251ZM250 38V39H251ZM34 39H33V41H34ZM71 39H74V38H71ZM86 39H88V37L86 38ZM164 39H166V38H164ZM184 39V40H185ZM235 39V38H234ZM235 39V40H236ZM260 39V38H259ZM5 40V39H4ZM6 40H8V38L6 39ZM11 40V39H10ZM16 40V39H15ZM19 40V39H18ZM20 40H21V38H20ZM19 40V41H20ZM31 40V39H30ZM182 40V39H181ZM188 40H190V39H188ZM195 40V39H194ZM198 40V39H197ZM202 40V39H201ZM204 40V39H203ZM209 40H210V38H209ZM248 40H249V38H248ZM253 40V39H252ZM256 40H257V38H256ZM262 40V39H261ZM261 40H257V41H254V42H258V41H260L261 42ZM19 41H17L19 44H20V42ZM32 41V42H33ZM70 41H72V40H70ZM81 41V40H80ZM88 41V40H87ZM168 41V40H167ZM169 41H170V38H169ZM183 41V40H182ZM185 41H187V40H185ZM211 41H213V40H211ZM228 41V43L227 44H230V43H232V42H229ZM234 41V40H233ZM237 41V40H236ZM236 41H235V44H236ZM263 41L264 40H262V42H261V47H260V43H259V46L258 45H256V46H258V47H260V48H262V43H263ZM7 42V44H8V41H6ZM12 42V41H11ZM10 42V43H11ZM22 42H24V41H22ZM21 42V43H22ZM29 42H31V41H29ZM28 42V43H29ZM64 42V41H63ZM67 42H69V41H67ZM72 42H74V43H76L74 40L72 41ZM71 42V43H72ZM78 42V41H77ZM189 42H191V41H189ZM215 42H216V40H215ZM214 42V43H215ZM244 42H247V41H244ZM243 42V43H244ZM249 42V41H248ZM254 42H252V43H250L249 42V45L251 44V47H252V49H254L253 48V46H252V44L254 43ZM2 43H3V41H2ZM81 43V42H80ZM84 43V45H85V42H83ZM83 43H81V44H83ZM93 43H95L94 45H93ZM213 42H212V44H214ZM224 43V42H223ZM222 43V45H224ZM237 43V44H238ZM12 44V43H11ZM15 44V43H14ZM17 44V43H16ZM18 44V45H19ZM32 44V43H31ZM216 44H217V42H216ZM241 44H242V42H241ZM255 44V43H254ZM10 45V44H9ZM9 45H6V44H4V46H8L9 47ZM26 45H28L27 43H26ZM66 44L64 43V46H65ZM69 45V44H68ZM70 45H72V44H70ZM80 44L78 43V46H79ZM84 45L81 47V48H83L84 47ZM201 45V44H200ZM202 45H203V43H202ZM205 45V44H204ZM218 45H219V42H218ZM1 46V45H0ZM14 46V45H13ZM16 46V45H15ZM20 46V48L22 47V45H19ZM24 46V45H23ZM29 47H30V45H28ZM210 46V45H209ZM221 46V45H220ZM227 46H231V44L230 45H227ZM235 46V45H234ZM245 46H247L248 47V45H243V48L245 47ZM8 47H6V48H8ZM11 47H12V45H11ZM17 47V46H16ZM25 47H27V46H25ZM24 47V48H25ZM29 47H27L28 49H29ZM66 47H67V45H66ZM72 46H70L69 47V49L71 48ZM75 46L73 45V48H74ZM86 47V46H85ZM84 47V48H85ZM204 47V46H203ZM222 47V46H221ZM226 47V46H225ZM236 47V46H235ZM235 47H234V50H233V52L235 51ZM240 47V46H239ZM10 48V47H9ZM12 48H14V47H12ZM18 48V47H17ZM23 48V47H22ZM50 48V47H49ZM77 48V47H76ZM80 48V47H79ZM209 48V47H208ZM243 48H242V51L241 52H243V51H245V55H246V53H247V51L246 50H243ZM260 48H259V51H261V52H263L264 53V51H262V50H260ZM4 49V48H3ZM16 49V48H15ZM27 49V51H29ZM33 49V48H32ZM64 49V48H63ZM63 49L61 50V51H63ZM69 49H68V52L70 53L71 51H69ZM75 49V48H74ZM201 49V48H200ZM205 49L206 48H204V52H208V51H211V50H209L208 49V51H205ZM219 49V48H218ZM221 49V48H220ZM219 49V50H220ZM226 49V48H225ZM229 50L231 49V51H232V49H233V46L231 47V48H228ZM239 49V48H238ZM244 49H246V48H244ZM248 49V48H247ZM255 49H257V47L255 48ZM263 49H264V47H263ZM2 50V49H1ZM5 50H7V49H4L3 51H5ZM9 50V49H8ZM17 50V49H16ZM22 50H24V49H22ZM48 50V49H47ZM65 50H67V48L65 49ZM203 50V49H202ZM223 50H224V48H223ZM237 50V49H236ZM240 50H241V48H240ZM240 50H239V52H240ZM249 50H251L250 49V47H249ZM258 50V49H257ZM11 51V50H10ZM12 51H14V50H12ZM26 51V50H25ZM198 51V50H197ZM201 51V50H200ZM200 51H198V52H200ZM225 51V50H224ZM227 51V50H226ZM255 50H253V52H254ZM16 52V51H15ZM14 52V53H15ZM20 52V51H19ZM23 52V51H22ZM22 52H20V53H22ZM64 52V51H63ZM75 52H76V50H75ZM77 52H79V51H77ZM79 52V53H80ZM204 52H202V53H204ZM213 53L214 52H216V51H212ZM232 52V53H233ZM238 52V53H239ZM2 53V52H1ZM0 53V54H1ZM7 53V52H6ZM5 53V54H6ZM13 53V54H14ZM27 53V52H26ZM48 53V52H47ZM74 53V52H73ZM94 53V54H95ZM212 53V54H213ZM232 53H229V57H230V54H232ZM250 53V52H249ZM252 53V52H251ZM258 53V52H257ZM262 53V54H263ZM3 54V53H2ZM17 54V53H16ZM64 54V53H63ZM62 54V55H63ZM72 54V53H71ZM94 54H93V57H98V56H94ZM197 54V53H196ZM200 54V53H199ZM209 54V53H208ZM214 54H217V53H214ZM213 54V55H214ZM255 54V53H254ZM253 54V55H254ZM262 54H260V55H262ZM22 55H24V54H22ZM67 55H68V53H67ZM66 55V57H68ZM86 55V56H87ZM96 55V54H95ZM212 55V56H213ZM225 55H226V53H225ZM235 55H237V54H235ZM240 55V54H239ZM239 55H237V57H239ZM242 55V54H241ZM248 55V54H247ZM251 55V54H250ZM253 55H251V56H253ZM257 55V54H256ZM258 55H259V53H258ZM257 55V56H258ZM6 56V55H5ZM18 56H20V54L18 55ZM74 56H75V59H73L72 60V62L73 63H68V65L70 64H73V67H77V65L79 64L80 65V59H81V57H76V54H74ZM89 56H87V57H89ZM197 56H199L198 54H197ZM196 56V57H197ZM201 56V55H200ZM205 56V58H206V54L204 55ZM203 56V57H204ZM214 56H216V55H214ZM218 56H219V53H218ZM221 56V55H220ZM251 56H250V58H251ZM256 56V57H257ZM1 57V56H0ZM4 57V56H3ZM92 57V58H93ZM187 57V58H186ZM189 57V58H188ZM195 57V58H196ZM202 57V56H201ZM201 57H199V58H201ZM203 57H202V59H203ZM232 57L234 58L235 56H233L232 55ZM246 57V56H245ZM249 57V56H248ZM260 57V56H259ZM5 58H7V56L5 57ZM18 58V57H17ZM69 58H70V55H69ZM68 58V59H69ZM71 58H73V57H71ZM80 58V59H79ZM90 58V57H89ZM92 58H90V59H92ZM207 58H208V56H207ZM206 58V59H207ZM214 57H212V59H213ZM216 58V57H215ZM225 58V57H224ZM242 58H244V56H242ZM241 58V59H242ZM263 58V55H262V57L260 58V59H262ZM45 59V58H44ZM61 59V58H60ZM210 60H211V56H210V58H209ZM209 59H207V61L209 60ZM217 59V58H216ZM216 59H214V60H216ZM222 59V58H221ZM227 59V58H226ZM232 59V58H231ZM235 59V58H234ZM248 59V58H247ZM252 59H254V58H252ZM257 59V58H256ZM256 59H255V61H256ZM264 59V58H263ZM3 60V59H2ZM1 60V62L0 63H2L3 61ZM11 60V59H10ZM64 60H67V58L66 59H64ZM70 60V59H69ZM204 60V59H203ZM218 60V59H217ZM224 60V59H223ZM230 60V59H229ZM245 60H246V58H245ZM259 60V59H258ZM68 61V60H67ZM89 61V60H88ZM100 61V60H99ZM200 61H202L201 59H200ZM206 61V60H205ZM204 61V62H205ZM213 61V60H212ZM220 61H222V60H220ZM227 61V60H226ZM235 61H238V58H237V60H235ZM240 61V60H239ZM242 61H243V59H242ZM261 61V60H260ZM5 62V61H4ZM70 62V61H69ZM163 62H162V67H163ZM197 62H198V60H197ZM216 62V61H215ZM249 61L247 60V64L249 65V63H248ZM262 62H264V61H262ZM8 63V64H7ZM7 63H4V64H7V65H9V62H7ZM11 63V62H10ZM202 63V62H201ZM206 63H208V62H205V64ZM212 63H214V61L212 62ZM223 63V62H222ZM244 63V62H243ZM252 63V62H251ZM253 63H254V61H253ZM256 63V62H255ZM258 63H259V61H258ZM3 64V63H2ZM15 63H13V65H14ZM58 64V63H57ZM168 64L167 65H165V66H168ZM176 64V63H175ZM200 64V63H199ZM204 64V65H205ZM209 64H211L210 62H209ZM215 64V63H214ZM221 64V63H220ZM219 64V66H221L222 67V65H220ZM224 64V63H223ZM242 64V63H241ZM245 64V63H244ZM260 64H262V63H260ZM12 65V64H11ZM12 65V66H13ZM38 65V64H37ZM64 65V64H63ZM69 65V66H70ZM95 65V64H94ZM227 64L225 63V65L224 66H226ZM3 66V65H2ZM10 66V65H9ZM11 66V67H12ZM16 66V65H15ZM15 66H13V67H15ZM161 66V65H160ZM206 66V65H205ZM209 67H210V65H208ZM207 66V67H208ZM218 66V65H217ZM242 66H244V65H242ZM245 66H247V65H245ZM260 66H263V64L262 65H260ZM259 66V67H260ZM12 67V68H13ZM32 67V66H31ZM88 67V66H87ZM159 67V66H158ZM195 67H196V65H195ZM199 67V66H198ZM203 67V66H202ZM211 67H212V65H211ZM213 67H215L214 65H213ZM250 67V66H249ZM254 67H255V64H254ZM254 67H251L252 68V70H253V68ZM258 67V68H259ZM264 67V66H263ZM262 67V68H263ZM0 68H1V64H0ZM6 68L7 67H5V69H4V71L6 70ZM9 68V67H8ZM8 68H7V71H8ZM18 68V67H17ZM70 68V70H71V67H69ZM78 68V67H77ZM160 68V67H159ZM200 68V67H199ZM198 68V70L199 71H202L203 69L205 70V68H203L202 70H200ZM223 68V67H222ZM225 68H227V66L225 67ZM261 68V69H262ZM10 69V68H9ZM72 69H74V68H72ZM164 69H165V67H164ZM166 69H167V67H166ZM192 69V68H191ZM194 69V68H193ZM196 69V68H195ZM212 69V68H211ZM210 68H209V71L211 70ZM214 69H216V68H214ZM221 68H218V70H220ZM2 70V69H1ZM15 70V69H14ZM42 70V69H41ZM168 70V69H167ZM170 70V69H169ZM188 70V69H187ZM207 70H208V68H207ZM206 70V71H207ZM223 70V69H222ZM3 71V70H2ZM10 71V70H9ZM8 71V73H10ZM39 71V70H38ZM43 71V70H42ZM165 71V70H164ZM171 71V70H170ZM191 71V70H190ZM209 71H207V72H209ZM212 71H214V70H212ZM212 71L210 72V74L212 73ZM15 72V71H14ZM84 72V71H83ZM166 72V71H165ZM179 72V71H178ZM204 72V71H203ZM264 72V71H263ZM6 73L7 72H5V74L3 75L4 77H5V75H6ZM175 73V72H174ZM194 73V72H193ZM192 73V74H193ZM199 73V72H198ZM215 73H216V71H215ZM220 73H222V71L220 72ZM224 73H225V70H224ZM11 74V73H10ZM10 74H8V75H10ZM41 74V73H40ZM48 74V73H47ZM170 74H171V72H170ZM173 74V73H172ZM176 74L177 73H175L174 75H172V77H170L171 78V82L173 83V85L175 84H177L178 86H179V84H181V85H183L184 83L185 84H187V85H189V86H186V85H184V87H183V90H181V92L183 93H185V95L187 94L189 97H190V100H189V98H188V102L190 103H193L194 101H197V100H199L200 102H202L200 99L202 98V97H200V99H197V97L199 96H196V99L194 100V98H193V96H192V93L194 94L195 92L197 93V89L196 88H194L193 87V82L192 81H188V79L187 78H183V77H178L179 75H177L176 76ZM180 74V73H179ZM182 74V73H181ZM184 74V73H183ZM190 74V73H189ZM195 74V73H194ZM200 74H202L201 72H200ZM219 74V73H218ZM13 75V74H12ZM44 75V74H43ZM42 75V76H43ZM46 75V74H45ZM44 75V76H45ZM197 75V74H196ZM215 74L213 73V76H214ZM216 75H217V73H216ZM220 75H222V74H220ZM224 75V74H223ZM2 76V75H1ZM0 76V77H1ZM171 76V75H170ZM190 76V75H189ZM199 76H201V75H199ZM207 76V75H206ZM208 76H209V73H208ZM212 76V77H213ZM226 76V75H225ZM47 77V76H46ZM52 77H55V76H52ZM52 77H48V79L49 78H52ZM88 77V76H87ZM167 77H168V73H167ZM191 77H193L192 75H191ZM209 77H211V76H209ZM223 77V76H222ZM3 78V77H2ZM13 78V77H12ZM36 78H38V77H36ZM44 78V77H43ZM60 78L61 79H64L62 76L60 77L59 76V80H60ZM190 78V77H189ZM196 78H198V76H196ZM206 78V77H205ZM225 78V77H224ZM57 79H58V76H57ZM57 79L55 78V83H54V85H56V82H57ZM166 79V78H165ZM191 79V78H190ZM208 79V78H207ZM4 80H5V78H4ZM6 80H8L7 79V77H6ZM5 80V81H6ZM37 80V79H36ZM52 80H54V79H52ZM66 80V79H65ZM84 80V81H85ZM168 80V79H167ZM167 80H165L166 82H167ZM39 81V80H38ZM41 81V80H40ZM42 81H44V80H42ZM49 81V80H48ZM198 81V80H197ZM208 81V80H207ZM62 82L64 83V81L62 80ZM170 82V83H171ZM195 82V81H194ZM22 83V82H21ZM28 83H29V81H28ZM31 83V82H30ZM38 83V82H37ZM36 83V84H37ZM49 83H52V82H49ZM67 83V82H66ZM65 83V84H66ZM70 83V82H69ZM73 83V82H72ZM137 83H139L140 84V86H141V88L143 87V86H147V87H149V85H152V91H150V89L147 91V92H151V94L153 95V98H155V99H157V100H159L158 102H161V103H159L160 105H161V108H157V107H155V105L153 106V104H150L149 102H147V101H145L144 99H142L141 98V95H140V89L138 90L137 88V92L135 91V94H133V96H130V97H127V96H125V94H128V92H129V89H128V86L130 85H132L133 87H134V89H135V87H136V85H137ZM172 83H171V85H170V87L172 86ZM204 83V82H203ZM44 84V83H43ZM42 84V85H43ZM47 84V83H46ZM57 84H59V83H57ZM60 84H61V81H60ZM59 84V85H60ZM64 84V85H65ZM71 84V83H70ZM70 84H67V85H70ZM194 84H196V83H194ZM199 84V83H198ZM25 85V84H24ZM29 86H30V84H28ZM39 86H40V84H38ZM143 85V86H142ZM169 85V84H168ZM200 85V84H199ZM199 85H198V87H199ZM29 86L27 87V88H29ZM46 86V85H45ZM56 86H58V85H56ZM56 86H54V87H52V86H50V84L47 86V87H49V88H51L52 87V89L53 88H55ZM167 86V85H166ZM241 86V85H240ZM42 87H44V85L42 86ZM63 87V85L61 86L60 85V88H62ZM64 87H66V86H64ZM139 87V86H138ZM169 87V86H168ZM182 87V86H181ZM180 87V88H181ZM16 88V87H15ZM24 88H26V86L24 87ZM23 88V89H24ZM41 88V87H40ZM40 88H39V90H40ZM57 88V87H56ZM66 88H69V86L68 87H66ZM132 88V87H131ZM145 88V87H144ZM151 88V87H150ZM178 88V87H177ZM179 88V89H180ZM58 89H59V86H58ZM58 89L56 90V91H58ZM167 89V88H166ZM174 89V88H173ZM176 89V88H175ZM244 89V88H243ZM27 90H29V89H27ZM26 90V91H27ZM36 90V89H35ZM44 90H45V92H46V87L44 88ZM44 90H43V92H44ZM48 90H51V89H48ZM54 90V92H56ZM61 90V89H60ZM59 90V91H60ZM63 91H64V89H62ZM132 90H133V88H132ZM131 90V91H132ZM143 90V89H142ZM147 90V88L145 89V90H143V91H146ZM178 90V89H177ZM176 90V91H177ZM241 90V89H240ZM22 91V90H21ZM42 91V90H41ZM58 91V92H59ZM78 91V90H77ZM76 91V92H77ZM80 91H79V93H80ZM167 91V90H166ZM199 91V90H198ZM243 91V90H242ZM241 91V92H242ZM245 91V90H244ZM22 92H24V90L22 91ZM29 92V91H28ZM27 92V94L26 95H28L29 93ZM38 92V91H37ZM37 92H35V95H37L36 93ZM47 92H49V91H47ZM132 92H134V91H132ZM246 92V91H245ZM244 92V93H245ZM19 93V95L20 94H22L20 91L18 92ZM18 93H16V94H18ZM24 93H26V92H24ZM31 93V92H30ZM39 93V92H38ZM50 93H53V92H50ZM131 93V92H130ZM141 93H142V91H141ZM169 93H172V92H169ZM200 92H198V94H199ZM247 93V92H246ZM40 94V93H39ZM38 94V95H39ZM44 93H42V95H43ZM46 94V93H45ZM61 94H62V91H61ZM88 94V93H87ZM90 94V93H89ZM25 95V96H26ZM85 95V94H84ZM91 95V94H90ZM109 95V96H108ZM132 95V94H131ZM184 95V96H185ZM196 95V94H195ZM194 95V96H195ZM245 95V94H244ZM17 96V95H16ZM128 96H129V94H128ZM187 96V97H188ZM201 96V95H200ZM247 96V95H246ZM20 97V100H21V98H22V95L21 96H19ZM18 97V98H19ZM23 97H24V95H23ZM36 97V96H35ZM38 97H42V96H38ZM144 97V96H143ZM243 97V96H242ZM254 97V96H253ZM47 98V97H46ZM45 97L43 98V102L45 103V101L46 100H48V98L46 99ZM90 98V97H89ZM199 98V97H198ZM244 98V97H243ZM10 99H12V98H10ZM31 99V98H30ZM35 99V102H36V100L38 101V99H36V98H34ZM46 99V100H45ZM154 99V100H155ZM248 99V98H247ZM252 99V98H251ZM31 100H33V98L31 99ZM40 100H41V98L39 99V101L38 102H40ZM45 100V101H44ZM144 100V101H143ZM149 100V99H148ZM238 100V99H237ZM49 101V100H48ZM60 101V100H59ZM62 101H64V100H62ZM150 101V100H149ZM235 101V100H234ZM241 101H243V100H241ZM8 102V101H7ZM30 102V101H29ZM34 102V104H38L37 102L35 103ZM10 103V102H9ZM195 103V102H194ZM205 102H203V105L205 106V104H204ZM211 103V102H210ZM209 103V104H210ZM12 104V103H11ZM20 104V103H19ZM28 104V103H27ZM49 104V103H48ZM197 103H195V105H196ZM208 104V103H207ZM209 104H208V107H209ZM167 105V107L169 106V111H168V109L167 108H165V106ZM190 105H192V104H190ZM213 105H215L214 103H213ZM212 105V106H213ZM220 106H221V103L219 104ZM29 106H32V103L29 105ZM35 106V105H34ZM33 106V107H34ZM38 106H39V104H38ZM50 107V106H52V105H47V107ZM66 106V107H65ZM110 106V105H109ZM197 106V105H196ZM204 106H201L200 108H202V107H204ZM216 106V105H215ZM217 106H218V104H217ZM10 107V106H9ZM22 107V106H21ZM42 107V106H41ZM44 107V106H43ZM47 107H45V108H47ZM49 107H48V110H50L49 109ZM57 107H58V105H57ZM64 107H65V109H67L69 112V116H78L79 117V113L77 112V110L72 106V104L70 103V102H66L65 104H64ZM188 107V106H187ZM192 107H195V106H192ZM191 107V108H192ZM7 108V107H6ZM51 108V107H50ZM60 108V107H59ZM190 108V107H189ZM188 108V109H189ZM199 108V107H198ZM212 108V107H211ZM222 108V107H221ZM9 109V108H8ZM13 109V108H12ZM40 109H42V110H44V108H40ZM52 109H53V106H52ZM58 108H56V110H57ZM60 109H64L63 108V103H61V108ZM177 109H179L178 107H177ZM182 108H180V110H181ZM213 109V108H212ZM214 109H216V108H214ZM219 110H220V107L218 108ZM15 110V109H14ZM47 110V109H46ZM56 110H54L55 112H56ZM61 110V111H62ZM182 110H184V109H182ZM191 109H189V110H187V111H190ZM193 110V109H192ZM199 109H197V111H198ZM209 110V108L207 109V111ZM6 111V110H5ZM5 111H3V112H5ZM8 111V110H7ZM12 111V110H11ZM19 111V110H18ZM53 111V110H52ZM186 111V110H185ZM195 110H193V112H194ZM200 111V110H199ZM198 111V112H199ZM218 111V110H217ZM221 111V110H220ZM222 111H223V109H222ZM59 112H60V110H59ZM174 112V111H173ZM172 112V113H173ZM192 112V113H193ZM202 112H203V110H202ZM219 112V111H218ZM217 112V113H218ZM6 113V112H5ZM9 113H11V112H9ZM57 113V112H56ZM60 113H62V112H60ZM174 113V114H175ZM177 113H179V112H177ZM182 113V112H181ZM184 113V112H183ZM183 113H182V115H183ZM186 114H188L187 112H185ZM201 113V112H200ZM208 113V112H207ZM207 113H206V115H207ZM216 113V112H215ZM216 113V114H217ZM14 114V113H13ZM12 114V115H13ZM16 114V113H15ZM37 114V113H36ZM174 114H172V116L174 115ZM211 114H213V112L211 111ZM12 115H8V116H12ZM17 116H18V113L16 114ZM29 115V114H28ZM28 115L26 116V117H28ZM60 115V114H59ZM62 115V114H61ZM146 115V116H147ZM171 115V114H170ZM177 115V114H176ZM175 115V116H176ZM185 115V114H184ZM184 115H183V117H184ZM194 115V114H193ZM193 115L191 116V117H193ZM223 115H225V113L223 114ZM222 115V116H223ZM1 116V115H0ZM8 116H6L7 118H9ZM29 116H31V115H29ZM144 116V115H143ZM145 116V117H146ZM178 116H179V114H178ZM189 116V115H188ZM212 116V115H211ZM214 116V115H213ZM213 116H212V118H213ZM221 116V115H220ZM221 116V117H222ZM5 117V116H4ZM5 117V118H6ZM15 117V116H14ZM21 117V116H20ZM60 117V116H59ZM170 118H172L171 116H169ZM181 117V118H180ZM180 119L179 120H181L182 119V116L180 115ZM195 117V116H194ZM194 117H193V119H194ZM198 117V116H197ZM202 117H203V115H202ZM208 117H209V115H208ZM216 117V116H215ZM214 117V118H215ZM221 117H216V118H221ZM264 117V116H263ZM4 118V119H5ZM12 118V117H11ZM175 118V117H174ZM178 117H176V119L175 120H178L177 119ZM186 117H184V119H185ZM201 118V117H200ZM199 118V119H200ZM203 118H205V116L203 117ZM212 118H210V119H212ZM213 118V119H214ZM3 119V118H2ZM1 119V121H3ZM15 119H16V117H15ZM34 119V118H33ZM51 119V118H50ZM60 119L61 118H59L58 120L60 121ZM184 119H182V120H184ZM189 119V118H188ZM191 119V118H190ZM206 119H208V118H206ZM11 120V119H10ZM13 120H14V118H13ZM30 120V119H29ZM40 120V119H39ZM57 120V121H58ZM172 120V119H171ZM174 120V119H173ZM181 120V121H182ZM186 120V119H185ZM197 120V119H196ZM205 120V119H204ZM209 120V119H208ZM217 120V119H216ZM219 120V119H218ZM222 120V119H221ZM264 120V119H263ZM15 121V120H14ZM31 121V120H30ZM64 121H66V123L64 122ZM189 121V120H188ZM192 121V120H191ZM194 121H195V119H194ZM4 122H5V120H4ZM7 122V121H6ZM5 122V123H6ZM8 122H9V120H8ZM52 122V121H51ZM174 122H176V121H174ZM186 122V121H185ZM196 122V121H195ZM202 122V121H201ZM213 122V121H212ZM211 122V123H212ZM219 122V121H218ZM217 122V123H218ZM225 122H226V120H225ZM3 123V122H2ZM10 123H12V122H9V124ZM14 123V122H13ZM30 123V122H29ZM28 123V124H29ZM49 123H50V121H49ZM65 123V124H64ZM179 123V122H178ZM192 123V122H191ZM210 123V122H209ZM208 123V124H209ZM210 123V124H211ZM216 123V124H217ZM220 123V122H219ZM264 123V122H263ZM24 124V123H23ZM27 124V123H26ZM33 124V123H32ZM37 124V123H36ZM41 124V123H40ZM57 124H58V122H57ZM144 124V123H143ZM177 124V123H176ZM180 124V123H179ZM195 124V123H194ZM204 124V123H203ZM207 124V123H206ZM207 124V125H208ZM213 124V123H212ZM215 124V125H216ZM181 125V124H180ZM188 124H187V122H186V126H187ZM201 125H202V123H201ZM214 125V124H213ZM12 127H15V128H17V126H15V124L14 125H11ZM27 127H28V125H26ZM50 126V125H49ZM54 127L56 126V125H53ZM179 126V125H178ZM190 126V125H189ZM194 126V125H193ZM196 126H197V123H196ZM200 126V125H199ZM203 126V125H202ZM204 126H206V125H204ZM264 126V125H263ZM2 127H3V125H2ZM8 127V126H7ZM25 127V126H24ZM31 127V126H30ZM35 127V126H34ZM51 127V126H50ZM181 127V126H180ZM183 127V126H182ZM192 127V126H191ZM201 127V126H200ZM208 127V126H207ZM206 127V128H207ZM216 126H214V128H215ZM221 127V126H220ZM225 127H226V125H225ZM9 128V127H8ZM189 128V127H188ZM196 128V127H195ZM199 127H197V129H198ZM203 128V127H202ZM224 128V127H223ZM222 128V129H223ZM228 128V127H227ZM5 129V128H4ZM10 129V128H9ZM14 129V128H13ZM12 129V130H13ZM24 129H26V131L28 130V128H24ZM23 129V130H24ZM30 129V128H29ZM50 129V128H49ZM52 129V128H51ZM50 129V130H51ZM57 129H58V127H57ZM185 128H183V129H181L182 131L184 130ZM193 129H194V127H193ZM209 129H211V128H209ZM209 129H207L208 131H209ZM217 129V128H216ZM261 129H263V128H261ZM3 130V129H2ZM6 130V129H5ZM11 129H10V131H12ZM16 130V129H15ZM14 130V131H15ZM226 130V129H225ZM4 131V130H3ZM25 131V130H24ZM29 131V130H28ZM30 131H32V129L30 130ZM34 131V130H33ZM58 131H60V129H58ZM187 131V130H186ZM192 131V130H191ZM207 131V132H208ZM216 130H214V132H215ZM223 131V130H222ZM255 131V130H254ZM257 131V130H256ZM263 131V130H262ZM1 132V131H0ZM6 132H7V130H6ZM6 132H4V133H6ZM54 132V131H53ZM53 132H52V134H53ZM57 132V131H56ZM197 132V131H196ZM204 132V131H203ZM211 132H212V130H211ZM219 132H220V129H219ZM228 131H226V133H227ZM8 133V132H7ZM12 133V132H11ZM28 133V132H27ZM32 133V132H31ZM30 133V134H31ZM47 133V132H46ZM49 133V132H48ZM48 133H47V135H48ZM60 133V132H59ZM59 133H57L56 135H59ZM63 133V132H62ZM188 134H189V131L187 132ZM192 133V132H191ZM206 133V132H205ZM205 133H202V135L203 134H205ZM221 133V132H220ZM231 133V132H230ZM253 133V132H252ZM29 134V133H28ZM66 134H67V132H66ZM168 134H170V135H168ZM174 134V133H173ZM185 134H186V132H185ZM224 134V137H225V135H227V134H225V133H223ZM262 134H264V131L262 132ZM262 134H259V132H258V134H255V135H253V136H251L250 138H248V139H241V138H236V139H234L233 137H231V138H233L232 140H231V138L229 137L230 136V134H228L229 136L227 137V138H230L229 140H231L230 142H227V138H225V140H221V141H219V142H216V144H214V145H212V144H209L210 146H211V149L208 151L207 150V148H205L204 150H207L208 151V153L210 152L211 153V156H213V158L216 160V162H217V165H218V169H213V168H211L210 166H208L207 165V163H203V165L201 164V166L202 167H200V162H199V160H196V158H194L195 159V162L196 161H198L199 162V167L200 168H203V169H206V171L207 172H209L210 174L206 177L207 179H206V181L208 182V183H210L211 185H212V187L214 186V187H221V186H219V185H224L226 182H227V175L228 174H230V175H234L237 171H244L243 173H244V175L242 174L241 176L239 175V177H236L234 180H235V182L236 183H238L239 185H241L242 187L244 186H248V184H252L251 186H256V187H260V190H259V192L257 193V195H255V196H253V195H251L252 197H251V199H252V203H259V209H262L263 211H264V135H262ZM9 135V134H8ZM8 135H3V137L4 136H8ZM14 135H16V133L14 134ZM13 135V133L9 136V137H13L14 136ZM50 135V134H49ZM68 135H73V134H69L68 133ZM67 135V136H68ZM78 135V134H77ZM187 135V134H186ZM212 135V134H211ZM234 135V134H233ZM252 135V134H251ZM2 135L0 134V137H1ZM50 136H52V135H50ZM60 136V135H59ZM58 136V137H59ZM66 136V135H65ZM173 137H178V134H174V135H172ZM190 136V135H189ZM188 136V137H189ZM193 136H196V135H193ZM204 136V135H203ZM213 136V135H212ZM214 136H216V134L214 135ZM232 136V135H231ZM33 137V136H32ZM52 137H54V136H52ZM52 137H47V138H50L49 140H51L52 139ZM58 137H56V138H58ZM155 137V136H154ZM173 137H172V139H173ZM198 137V136H197ZM196 137V138H197ZM205 137V136H204ZM223 137V136H222ZM234 137H236V136H234ZM5 138V137H4ZM14 138H16V137H14ZM29 138H30V136H29ZM68 138H69V140H70V137L68 136ZM171 138V137H170ZM181 138V137H180ZM190 138V137H189ZM193 138V137H192ZM199 138H200V136H199ZM198 138V139H199ZM202 138V137H201ZM206 138H208V137H206ZM20 139V138H19ZM152 139H154V138H152ZM174 139H178V138H174ZM173 139V140H174ZM209 139V138H208ZM211 139V138H210ZM216 139H218V138H216ZM215 139V140H216ZM220 139H221V136H220ZM223 139V138H222ZM32 140H34V139H32ZM169 140V139H168ZM214 140V141H215ZM178 141V140H177ZM176 141V142H177ZM184 141V140H183ZM192 141V140H191ZM195 141H196V139H195ZM210 141H213V140H210ZM218 141V140H217ZM31 142V141H30ZM106 142V141H105ZM104 142V143H105ZM168 142V141H167ZM170 142H171V140H170ZM175 142V143H176ZM179 142V141H178ZM200 142V141H199ZM201 142H203V141H201ZM200 142V143H201ZM209 142V141H208ZM32 143H34V142H32ZM138 143H140V144H138ZM165 143V142H164ZM172 143V142H171ZM182 143H185V142H182ZM193 143V142H192ZM194 143H196V142H194ZM207 143V142H206ZM212 143H214V142H212ZM28 144V143H27ZM101 144V143H100ZM107 144H106V146H107ZM181 144V143H180ZM188 144H190V143H188ZM197 144H199V143H197ZM196 144V145H197ZM203 144V143H202ZM34 145H35V143H34ZM33 145V146H34ZM103 145V144H102ZM105 145V144H104ZM104 145H103V148H104ZM132 145V144H131ZM168 145V144H167ZM173 145V144H172ZM176 145V144H175ZM201 145V144H200ZM205 145H207V144H205ZM99 146H101V145H99ZM164 146V145H163ZM182 146H183V144H182ZM188 146V145H187ZM187 146H185V147H187ZM198 146V145H197ZM196 146V147H197ZM102 147V146H101ZM153 147V146H152ZM155 147V146H154ZM165 147V146H164ZM163 147V150L165 149ZM178 147H180L179 145H178ZM189 148H190V146H188ZM195 147V146H194ZM193 147V148H194ZM200 147V146H199ZM214 147H215V150H214ZM218 147V148H217ZM55 148V149H54ZM167 148V147H166ZM172 148V147H171ZM208 148H209V146H208ZM216 148H217V150L218 151H216ZM30 149H32V148H30ZM29 149V150H30ZM97 149V148H96ZM96 149H95V151H96ZM153 149V148H152ZM158 149H156V150H158ZM186 149V148H185ZM184 149V150H185ZM199 149V148H198ZM200 149H202V148H200ZM28 150V151H29ZM34 151H35V148L33 149ZM109 150V151H108ZM160 150H162V149H160ZM172 150V149H171ZM178 150V149H177ZM192 150V149H191ZM92 151V150H91ZM128 151H129V149H128ZM167 151V150H166ZM168 151H170V150H168ZM168 151H167V153H168ZM187 151V150H186ZM186 151H184V152H186ZM200 151H202V150H200ZM207 151L205 152V153H207ZM21 152V151H20ZM93 152H94V149H93ZM98 152V151H97ZM151 152H154V151H151ZM163 153H164V151H162ZM180 152V151H179ZM183 152V153H184ZM196 153H197V151H195ZM199 152V151H198ZM204 152V151H203ZM219 152H221L220 154H219ZM89 153H91V152H89ZM158 153H159V150H158ZM158 153H157V155H158ZM161 153V152H160ZM171 153V152H170ZM173 153V152H172ZM177 153V152H176ZM190 153V152H189ZM196 153H194V154H196ZM209 153V154H210ZM20 154V153H19ZM85 154V155H84ZM93 154V153H92ZM94 154H95V152H94ZM94 154H93V156H94ZM127 154V153H126ZM154 154H155V152H154ZM186 154V153H185ZM184 154V155H185ZM201 154V153H200ZM200 154H199V156H200ZM96 155H98V154H96ZM161 155H164V154H161ZM165 155H167L166 153H165ZM175 155V154H174ZM177 155V154H176ZM183 155V156H184ZM189 155V154H188ZM193 155V153H191V156ZM197 155V154H196ZM207 155V154H206ZM25 156V155H24ZM92 156V155H91ZM91 156H90V158H91ZM100 156H98L99 158H100ZM108 156V155H107ZM132 156V155H131ZM132 156V158H134ZM146 156V155H145ZM152 156V155H151ZM155 156V155H154ZM172 156V155H171ZM181 156V155H180ZM109 157H111V156H109ZM109 157H107V158H109ZM114 157V156H113ZM116 157H115V159L113 158V160H115L116 161ZM122 157V158H121ZM127 157H128V155H127ZM157 157H159V156H157ZM162 157V156H161ZM160 157V158H161ZM167 157H170V156H167ZM178 157V156H177ZM187 154H186V157H183V159L184 158H186L187 159ZM28 158V157H27ZM47 158H49L50 160H47ZM84 158H87V157H84ZM89 158V157H88ZM93 159H97V157H92ZM98 158V159H99ZM101 158V161L100 162H102L101 164L103 165V162H105V160L107 159H104V161H103V159ZM112 158V157H111ZM110 158V159H111ZM140 158H141V156H140ZM143 158H144V155H143ZM172 158V157H171ZM175 158V157H174ZM189 158V157H188ZM192 158V157H191ZM198 158V157H197ZM95 159V160H96ZM138 159V158H137ZM136 158L135 159H132L133 161L135 160H137ZM163 159L165 160L166 158H162V161H163ZM173 159V158H172ZM176 159V158H175ZM179 159V158H178ZM182 159V158H181ZM194 159H193V161H194ZM29 160V159H28ZM76 160V161H77ZM92 160V159H91ZM100 160V159H99ZM108 160V159H107ZM118 160V159H117ZM141 160V159H140ZM140 160H138L139 162H140ZM167 160V159H166ZM190 160V159H189ZM192 160V159H191ZM207 160V159H206ZM229 160V161H228ZM86 161V160H85ZM84 161V162H85ZM89 161V160H88ZM109 161V160H108ZM111 161V160H110ZM109 161V162H110ZM144 161H147V159L146 160H143V162ZM158 161V160H157ZM193 161H191V162H193ZM203 161V160H202ZM100 162H98V161H96V164H99ZM107 162V161H106ZM114 162V161H113ZM113 162H110V164L112 165V164H114L115 165V163H113ZM122 162H121V164H122ZM125 162V161H124ZM142 162V163H143ZM159 162H161L160 161V159H159ZM170 162V161H169ZM205 162H207V161H205ZM208 162H209V160H208ZM77 163H79V164H77ZM88 163V162H87ZM95 163V162H94ZM116 163H118V162H116ZM136 163V162H135ZM146 163V162H145ZM150 163V161L148 162V164ZM155 162H154V160H153V163L152 164H154ZM161 163H163V162H161ZM166 163V162H165ZM185 163V162H184ZM189 163H190V161H189ZM188 163V164H189ZM197 163V162H196ZM210 163V162H209ZM93 164V163H92ZM105 164V163H104ZM129 164H131V163H129ZM138 164V163H137ZM151 164V163H150ZM147 165V166H152L153 167V165ZM164 164V163H163ZM163 164H161V165H163ZM166 164H168V163H166ZM171 164V163H170ZM27 165V164H26ZM85 165H89V164H85ZM145 165V164H144ZM155 165V164H154ZM183 165H185V164H183ZM191 165V164H190ZM194 165H195V163H194ZM34 166V165H33ZM84 166V165H83ZM90 167H91V162H90V165H89ZM94 166H96L97 167V165H94ZM116 166V165H115ZM122 166V165H121ZM128 166V165H127ZM130 166V165H129ZM165 166V165H164ZM172 166V165H171ZM176 166V165H175ZM226 167V166H228V167H230V171L229 170H226V168L225 169H223V167ZM85 167V166H84ZM88 167V166H87ZM90 167L89 168H87L88 169V171L86 172V173H88L89 171L91 172V169H90ZM108 167V166H107ZM112 167H113V165H112ZM111 167V168H112ZM124 167V166H123ZM130 167H132V166H130ZM135 167H137V166H135ZM142 167V166H141ZM159 167V166H158ZM160 167H163V166H160ZM170 167V166H169ZM173 168H174V163H173V166H172ZM181 167H183V166H181ZM181 167H180V169H181ZM194 167V166H193ZM196 167V166H195ZM15 168V167H14ZM92 168V167H91ZM117 168V167H116ZM139 168V167H138ZM147 168V167H146ZM151 168V167H150ZM149 168V169H150ZM154 168H156V165H155V167ZM164 168H166V166L164 167ZM179 168V167H178ZM185 168V167H184ZM197 168V167H196ZM200 168H198V169H200ZM90 169V170H89ZM93 169V168H92ZM100 169V168H99ZM105 169H107V168H105ZM104 169V170H105ZM108 169H110L109 167H108ZM130 169V168H129ZM135 169H137V168H134V170ZM149 169H148V171H149ZM157 169V168H156ZM168 169H170V168H168ZM195 169V168H194ZM96 170V169H95ZM97 170H98V168H97ZM101 170H103V168L101 169ZM113 170V169H112ZM116 170V169H115ZM133 169H131V170H129V172L128 173H130V171H132ZM138 170V169H137ZM137 170H135L138 174H139V172L137 171ZM141 170L144 172L145 171V169L143 170L142 168H141ZM152 170H153V168H152ZM158 170H159V168H158ZM173 170H175V169H173ZM184 170V169H183ZM83 173H84V171L83 170H81ZM134 171V172H135ZM148 171H145V174H147L148 175V173H146V172H148ZM154 171V170H153ZM163 172V174H164V170H160L159 171V173L160 172ZM168 171V170H167ZM186 171H188L189 172V170H186ZM191 171V170H190ZM194 171V170H193ZM201 171V170H200ZM55 172H53L54 174H55ZM89 172V173H90ZM93 172V171H92ZM102 173L100 174L101 175V178L102 177H104L105 176V172L103 173V171H101ZM133 172V171H132ZM132 172H131V174H132ZM150 172V171H149ZM162 172H161V175H159V176H161L162 177V179H164L165 180V178H163L164 177V175L162 174ZM170 172V171H169ZM172 172H174V171H172ZM178 172H180V171H178ZM196 172V171H195ZM194 172V173H195ZM199 172V170H197V172L196 173H198ZM39 173V172H38ZM45 173V172H44ZM112 173H113V171H112ZM117 173V172H116ZM127 173V174H128ZM158 173V172H157ZM187 173V172H186ZM191 173V172H190ZM196 173H195V175H196ZM80 174H81V172H80ZM92 174V173H91ZM96 174V173H95ZM111 173L109 172V175H110ZM152 174L153 175H157V174H154L153 172H152ZM167 173H165V175H166ZM170 174V173H169ZM172 174H174V173H172ZM171 174V175H172ZM83 175V174H82ZM82 175H80L81 176V178H82ZM90 175V174H89ZM123 175V174H122ZM128 175H130V174H128ZM133 175V174H132ZM132 175H130L129 177H131ZM135 175H137V174H135ZM134 175V176H135ZM140 176H141V172H140V174H139ZM146 175V176H147ZM177 175V173L175 174V176ZM180 175H184L183 173L182 174H180ZM190 175V174H189ZM45 176V175H44ZM54 176V177H53ZM79 176V177H80ZM88 176V175H87ZM108 176V175H107ZM113 176H114V174H112V178H113ZM125 176V175H124ZM133 176V177H134ZM138 176V175H137ZM146 176H144V174H143V177L146 179ZM159 176L157 177V176H154V178H157L156 180H158V178H159ZM169 176V175H168ZM174 176V175H173ZM192 176V175H191ZM236 176H238V175H236ZM85 177V176H84ZM97 177V176H96ZM110 178H111V175L109 176ZM116 177V176H115ZM151 177V172H150V176L149 177H147L148 178V180H150L149 178ZM166 177V176H165ZM87 179H88V177H86ZM85 178V179H86ZM90 178V177H89ZM101 178H99V179H101ZM104 178H106V176L104 177ZM104 178H102V182H103V179ZM111 178V179H112ZM120 177H118V179H119ZM135 178V177H134ZM153 178V177H152ZM151 178V180L153 181V179ZM167 178V177H166ZM183 178V177H182ZM186 178H187V176H186ZM232 178H233V176H232ZM38 179H40V178H37V177H30V179L29 180H25V181H23L22 183H21V185H20V187H19V189L21 188V190L23 189V188H25V190L26 189H28V190H30L31 189V187H33V186H35L36 184L37 185H40L41 183H40V180H38ZM84 179V180H85ZM97 179V178H96ZM114 179V178H113ZM117 179V178H116ZM143 179V178H142ZM161 179V180H162ZM187 179H189V178H187ZM81 180V179H80ZM106 180V179H105ZM107 180H109V179H107ZM132 180V179H131ZM147 180V179H146ZM145 180V181H146ZM150 180V181H151ZM159 180H160V178H159ZM171 180V181H170ZM169 180V182H170V184L171 183H173L174 184V193L176 192L175 191V189H177V191L179 190L180 192H181V190H182V182H184L181 178H178V177H174V178H171ZM190 180V179H189ZM192 180V179H191ZM41 181H42V179H41ZM89 181V180H88ZM110 181V180H109ZM130 181V180H129ZM133 181H134V179H133ZM144 181V180H143ZM150 181H146V182H144L145 184H149V182ZM81 182H83V181H81ZM85 182H87V181H85ZM84 182V183H85ZM91 182V181H90ZM90 182H89V185H90ZM111 182V181H110ZM113 182H115V183H117L116 182V180L115 181H113ZM122 182V181H121ZM125 182V181H124ZM131 182V181H130ZM139 182V184L141 183V181H138ZM137 182V183H138ZM160 182H162L163 184L166 182H163V181H159V182H157V183H160ZM191 182H193V181H191ZM191 182H189V183H191ZM84 183L82 184V185H79V186H85L86 185V183H85V185H84ZM91 183H93V182H91ZM96 183H98V182H95V184ZM106 183H108L107 181H106ZM119 183H120V180H119ZM134 183V182H133ZM135 183H136V181H135ZM136 183V184H137ZM152 183H154V182H152ZM151 182H150V184H152ZM155 183H156V181H155ZM154 183V184H155ZM156 183V184H157ZM161 183V184H162ZM166 183H168V182H166ZM188 183V184H189ZM43 184V183H42ZM99 184V183H98ZM104 184V183H103ZM109 185H110V183H108ZM114 184V183H113ZM121 184H123V183H120V185ZM162 184V185H163ZM168 185L169 186V188H171L172 186L171 185ZM185 184H187V183H183V185H184V187L186 186ZM191 184H193V185H197L198 184V186L196 187H194L193 188V186L190 188V189H188V190H186V192H184L185 194H188L187 192L189 191V190H191L192 191V188H193V192H191V191H189L190 192V201L192 200H194V201H197V203H198V201L200 202L199 204H197L196 202H194L195 204H197V205H195L194 203H191L190 205H186V203L184 204V205H186L185 206V209H186V211L188 212V214H189V212L190 211H192L193 212V209L194 208H197L198 207V209L196 210V212L194 213V217H200V219L203 221V222H207L208 224H209V226H210V228L213 230V231H215V232H218L219 230L221 231V229H224V228H222V227H226V225L229 223V220L227 219V221L225 222V219H224V224H223V226H219L218 224L220 223V221H222V217L221 216H224V215H221L220 216V213H219V211H217L218 209H216L217 207H218V205H217V207L216 206H214V203L215 202H217L216 200H217V197L216 196H207L206 195V191H204L202 188H201V186H200V183H199V181H194L193 183H191ZM229 184V183H228ZM88 185V184H87ZM86 185V186H87ZM97 185V184H96ZM101 185V184H100ZM140 185H143L144 186V184H140ZM146 185V186H147ZM153 185V184H152ZM181 185V186H180ZM24 186V187H23ZM90 186H92V185H90ZM104 186V185H103ZM111 186V185H110ZM109 186V187H110ZM137 186H138V184H137ZM142 186V187H143ZM154 186V185H153ZM158 187H162V186H159V185H157ZM167 186V185H166ZM179 186H180V188H179ZM251 186H249V187H251ZM254 186L252 187V188H254ZM76 187H78V186H76ZM97 187H98V185H97ZM106 187H108V185L106 186ZM124 187H126V186H124ZM140 187V186H139ZM139 187H136V188H139ZM152 187V186H151ZM157 187V188H158ZM189 187V186H188ZM225 186H223L221 189H218L217 191V193H222V192H224L225 194L227 193L228 195H230L228 198H227V201L229 202L228 203V206L227 207H229V209H230V211H229V213H231L230 215H231V219L230 220H233V221H235V223H239V224H241L242 222V215H241V213H240V211L238 210V209H236V208H234V206H233V204H235V203H238L239 202V197H241V196H243V195H241V196H234L233 195V193H231V191L228 189V187L227 188H224ZM54 188V187H53ZM80 188V187H79ZM92 188V187H91ZM117 188H118V186H117ZM121 188H123V187H121ZM120 188V189H121ZM136 188H134V190H136ZM141 188V187H140ZM146 188H149V186H147ZM163 188V187H162ZM185 188H187V187H185ZM184 188V189H185ZM74 189H76V188H74ZM88 189L89 190H87V188L85 189V187H82V190L80 189V190H78L77 191V193H76V190H75V194H76V196L75 197H77V199L79 198V200L81 199V204H79L80 205V208L79 209H81L80 211H82V212H84L86 215H88V216H91L92 217V221L95 223L96 222V224H95V227L97 228V230L95 231H92V229H87L86 230V232H87V234H92L93 232L97 235V238H101V239H103V238H105V240H107L109 243H111V242H113V241H118V244H119V242H123V241H125V242H127V244H130V245H132L131 243L134 241V240H136V235H137V233L139 232V230H140V228H141V230H142V225L139 223V220L143 217V215H144V213H143V215H137V216H135L136 217V219H135V217L133 218V221L135 222V223H133L134 225L133 226H131V228H129V227H126L125 226V224L123 225V224H121V223H118V221H117V219H116V217L115 216H112L111 214V216L110 215H108L107 213V209H105V208H109V206H107V207H105L104 208V206L101 204V202H98L97 201V197H96V194L97 193H94L95 191H93V189H94V187L91 189L92 191H90V188H89V186H88ZM104 189V188H103ZM109 188H107V190H108ZM113 189V188H112ZM124 189V188H123ZM131 189V188H130ZM143 189V188H142ZM145 189V188H144ZM143 189V190H144ZM161 189V188H160ZM165 189H166V187H165ZM172 189H173V187H172ZM171 189V190H172ZM244 189V188H243ZM258 189V188H257ZM24 190V189H23ZM28 190H26V191H28ZM45 190V189H44ZM125 191H126V189H124ZM129 190V189H128ZM138 190V189H137ZM136 190V191H137ZM141 190V189H140ZM142 190V193H144V191ZM151 190V189H150ZM155 190V189H154ZM158 190V189H157ZM163 190V189H162ZM248 189H246L245 190V193L246 194H244L245 196L247 195V191ZM255 190H256V188H255ZM71 191H74V190H71ZM99 191V190H98ZM106 191V190H105ZM145 191H147V190H145ZM156 191V190H155ZM166 191V190H165ZM210 191V190H209ZM244 191V190H243ZM253 191V190H252ZM258 191V190H257ZM113 192V191H112ZM117 192H119V191H117ZM134 192V191H133ZM157 192V191H156ZM158 192H161L160 190L158 191ZM157 192V193H158ZM163 192V191H162ZM167 192V191H166ZM173 192V191H172ZM250 192V191H249ZM30 193V192H29ZM63 193V192H62ZM105 193V192H104ZM106 193H108V191L106 192ZM123 193V192H122ZM125 193V192H124ZM135 193V192H134ZM137 193V192H136ZM156 193V194H157ZM168 193L170 194V192H169V189H168ZM167 193V194H168ZM177 193V192H176ZM175 193V194H176ZM183 193V192H182ZM181 193V194H182ZM211 193V192H210ZM256 193V192H255ZM99 194V193H98ZM109 194V197H110V193H108ZM118 194V193H117ZM129 194H130V191H129ZM133 194V193H132ZM138 194H140L139 192H138ZM150 193H146V195L145 196H147V195H149ZM160 194V193H159ZM167 194H165V195H163V193H162V196H165V198H166V195ZM168 194V195H169ZM173 194V193H172ZM174 194V195H175ZM181 194H178L177 193V195H179V196H182ZM184 194V195H185ZM212 194V193H211ZM19 195V194H18ZM27 195H29V194H27ZM44 195V194H43ZM100 195V194H99ZM106 195V194H105ZM104 195V196H105ZM125 195V197H126V194H124ZM137 194H135L134 196H136ZM141 195V194H140ZM144 194H142L141 196H143ZM167 195V196H168ZM173 195V196H174ZM183 195V196H184ZM188 195H185L186 197L188 196ZM60 196H61V193H60ZM60 196H59V199H60ZM98 196V195H97ZM101 196H102V193H101ZM116 196V195H115ZM120 197H121V195H119ZM118 196V197H119ZM132 196V195H131ZM138 196V195H137ZM155 197H156V195H154ZM172 196V195H171ZM225 196V195H224ZM29 197H30V195H29ZM107 197H108V195H107ZM118 197H116L115 199H117ZM120 197L118 198L119 200H120ZM124 197V196H123ZM122 197V198H123ZM124 197V198H125ZM140 197V196H139ZM150 197V196H149ZM153 197V194H152V196H151V198ZM169 197V196H168ZM177 197V200L179 199L178 198V196H176ZM186 197H184L185 199H186ZM248 198H249V193H248V196H247ZM22 198V197H21ZM61 198H62V196H61ZM66 198V197H65ZM128 198H130L129 196H128ZM142 197H140V198H138V200L139 199H141ZM147 198V197H146ZM156 198H158V196L156 197ZM163 197H161V199H162ZM174 198H175V196H174ZM189 198V197H188ZM224 198V197H223ZM243 198V197H242ZM19 199V198H18ZM102 199H103V197H102ZM125 199H127V198H125ZM170 199V198H169ZM173 198H171V200H172ZM180 199H182L183 200V198H180ZM180 199H179V201H180ZM225 199V198H224ZM30 200V199H29ZM104 200V199H103ZM102 200V201H103ZM109 200V199H108ZM144 200H146V199H144ZM154 200H157V199H155L154 198ZM159 200V199H158ZM168 200V198H166V201ZM176 199H175V201L176 202H178ZM181 200V201H182ZM243 200V199H242ZM250 200V199H249ZM69 201V200H68ZM105 201H107V200H105ZM127 201V200H126ZM128 201H130V200H128ZM135 201V200H134ZM133 201V202H134ZM140 201V200H139ZM153 201V200H152ZM162 201H164V200H161V204H162ZM170 201V200H169ZM172 201H174V199L172 200ZM180 201V202H181ZM184 201V200H183ZM182 201V202H183ZM247 201V200H246ZM60 202H61V200H60ZM63 202V201H62ZM70 202V201H69ZM114 202V201H113ZM131 202V201H130ZM132 202V203H133ZM138 202V201H137ZM143 203V199H142V201H140L139 203ZM147 202V201H146ZM243 202V201H242ZM248 203H249V201H247ZM157 204H158V202H156ZM167 203H169V202H167ZM170 203H172V202H170ZM169 203V204H170ZM188 203V202H187ZM57 204V203H56ZM126 204L127 203H125V207H126ZM144 204V203H143ZM151 204V203H150ZM166 204V203H165ZM173 204V203H172ZM172 204H170V206L169 207H171V206H173ZM176 204V203H175ZM178 204H179V202H178ZM181 204V203H180ZM179 204V205H180ZM219 204V203H218ZM247 204V203H246ZM51 205V204H50ZM68 205V204H67ZM119 205H122V202H121V204H119ZM131 206H132V204H130ZM139 205H141V204H139ZM145 205V204H144ZM147 205V204H146ZM162 205H164V203L162 204ZM166 205H168V204H166ZM216 205V204H215ZM224 205H226V204H224ZM244 205V204H243ZM255 206H257L256 204H254ZM135 206H137L138 207V205H135ZM134 206V207H135ZM142 206V209H143V205H141ZM141 206H140V208H141ZM161 206V205H160ZM175 206V205H174ZM176 206H177V204H176ZM175 206V207H176ZM245 206V205H244ZM247 206V205H246ZM56 207V206H55ZM112 207H114L113 205H112ZM122 207V206H121ZM125 207L123 208V209H125ZM133 207V208H134ZM137 207H135V208H137ZM145 207L146 206H144V209H145ZM150 207V206H149ZM149 207H148V209H149ZM158 207H159V205H158ZM166 207V206H165ZM174 207V208H175ZM216 207V208H215ZM237 207V206H236ZM2 208V207H1ZM71 208V207H70ZM69 208V209H70ZM129 208V207H128ZM132 208V209H133ZM147 208V207H146ZM162 208H163V210H164V206H162ZM161 208V209H162ZM172 208V207H171ZM174 208L172 209L173 211H174ZM177 208H178V206H177ZM179 208L181 209V207L179 206ZM178 208V209H179ZM183 208H184V206H183ZM182 208V209H183ZM257 208H258V206H257ZM132 209H130V211H128V212H132ZM168 209H170V208H168ZM176 209V208H175ZM181 209V210H182ZM228 209V210H229ZM49 210H50V208H49ZM60 210H61V208H60ZM65 210H66V208H65ZM64 210V211H65ZM110 210V209H109ZM108 210V211H109ZM117 210V209H116ZM121 210V209H120ZM127 209H125L124 211H126ZM133 210H135V209H133ZM136 210H138V209H136ZM147 210V209H146ZM171 210V209H170ZM171 210V211H172ZM180 210V211H181ZM225 210V209H224ZM256 210H258V209H256ZM261 210V211H262ZM75 212H76V210H74ZM79 211V212H80ZM112 209H111V213H112ZM142 211V210H141ZM154 211V210H153ZM165 211H166V209H165ZM177 211H179V210H177ZM115 212H117V211H115ZM123 212V211H122ZM134 212V211H133ZM136 212V211H135ZM138 212V211H137ZM147 212V211H146ZM150 212H152V210H150ZM149 212V213H150ZM161 212V211H160ZM168 212V211H167ZM185 212V211H184ZM259 212V211H258ZM59 213H61V217L59 218V219H57V222L56 223H54V224H49V223H44L45 221H42V219H41V224H40V226H38V231L36 232H32L31 230H27L26 232H24V233H21V234H19V235H17V238L19 239V238H22L23 240H24V243L22 244L17 238H14V239H11V238H7L6 240H5V238L3 239V241L1 242L2 244H3V246H2V248L4 247V249L3 250H5V252L4 253H2L1 254V256H0V264H14V262H16L17 261V263H18V258L17 257H21V260H22V258L23 259H29V260H32L31 258H28V253H26L27 251H26V247H28L27 246V241H30V242H35V239H34V237H36V239L38 238L37 237V234L39 235V237H40V239L39 240H41V241H45L46 243H44V248H45V250H47L48 252H50L51 254H52V250H54V252L53 253H58L59 254V256H58V258L60 259V260H58V261H64V259H63V257L64 256H67V258L69 257V258H71V259H74L73 257L74 256H76V254H77V252L79 251L78 250V246H80L79 244H78V242H77V237L79 236H77L76 235V233L77 232H79L78 230H77V228L78 227H76V226H73V225H70L69 224V222H68V216H66V213L64 214L63 213V211H61V212H59ZM142 213V212H141ZM149 213H148V218H149ZM154 213V212H153ZM153 213H150V214H152V217H155L154 215H155V213H154V215H153ZM171 213V212H170ZM174 213V212H173ZM182 213V212H181ZM229 213H227V215L229 214ZM126 214V213H125ZM134 215L136 214V213H133ZM168 214V213H167ZM191 214V213H190ZM20 215V214H19ZM32 215V214H31ZM70 215V214H69ZM114 215V214H113ZM128 215H129V213H128ZM131 215V217H132V213L130 214ZM256 215V214H255ZM21 216V215H20ZM122 216V215H121ZM184 216V214L182 213V214H174V215H172V216H170V218H169V216H168V218L170 219L169 221H170V227L172 226V228L174 227L173 225L176 223V222H178L179 220L180 221H182V217ZM187 216V215H186ZM190 216V215H189ZM38 217H39V213H38ZM57 217V216H56ZM115 217V218H114ZM128 217V216H127ZM145 217V216H144ZM152 217H151V219H152ZM159 217V216H158ZM34 217H32L31 216V219H33ZM129 218V217H128ZM146 218V217H145ZM147 218V219H148ZM160 218V217H159ZM164 218V217H163ZM162 218V219H163ZM193 218V217H192ZM30 219V220H31ZM91 219V218H90ZM155 219H157L156 217H155ZM152 220V222L153 221H156V220ZM167 219V217H165L164 218V221H167L166 220ZM190 219V218H189ZM196 219V218H195ZM54 220V219H53ZM52 220V221H53ZM121 220V219H120ZM124 220H125V217H124ZM150 220V219H149ZM158 220V219H157ZM199 220V219H198ZM200 220V221H201ZM51 221V220H50ZM56 221V220H55ZM88 221H90V220H88ZM87 221V222H88ZM126 221V220H125ZM141 221V220H140ZM148 221V220H147ZM147 221H145V222H147ZM188 221H190V220H188ZM188 221H185V223L187 222V224H189V222ZM197 221V220H196ZM232 221V222H233ZM48 222V221H47ZM99 222V223H98ZM160 222V221H159ZM195 222V221H194ZM219 222V223H218ZM231 222V221H230ZM52 223V222H51ZM92 223V222H91ZM90 223V224H91ZM126 223H127V221H126ZM155 223H157V222H155ZM162 223V222H161ZM161 223H159V224H161ZM164 223V222H163ZM169 223V222H168ZM235 223H234V225H235ZM72 224V223H71ZM78 224V223H77ZM142 224H144V223H142ZM154 224V223H153ZM159 224H156V225H158V226H161V225H159ZM165 224V223H164ZM190 224H191V222H190ZM79 225V224H78ZM89 225V224H88ZM176 225V224H175ZM183 225H184V223H183ZM186 225V224H185ZM261 225V224H260ZM35 226V225H34ZM85 227H86V225H84ZM90 226V225H89ZM149 226V225H148ZM162 226H163V224H162ZM169 226V225H168ZM188 226V225H187ZM191 226V225H190ZM237 226V225H236ZM22 227H24V226H22ZM33 227V226H32ZM31 227V228H32ZM37 227V226H36ZM116 227L119 229V230H117V233H114V230L116 229ZM147 226H145V228H146ZM189 227V226H188ZM192 227V226H191ZM34 228V227H33ZM115 228V229H114ZM144 228V227H143ZM148 228V227H147ZM161 228V227H160ZM166 228H167V225H166ZM241 228V227H240ZM11 229V228H10ZM114 229V230H113ZM164 229V228H163ZM170 229V228H169ZM187 229V228H186ZM82 230V229H81ZM143 230H145V229H143ZM153 230V229H152ZM156 230V229H155ZM159 230H161V229H157V231H155V232H158ZM168 230V229H167ZM174 230H176V228L174 229ZM24 231V230H23ZM29 231H31V232H29ZM85 231V230H84ZM91 231H92V233H91ZM116 231V230H115ZM150 231V230H149ZM148 231V232H149ZM223 231V230H222ZM85 232V233H86ZM154 232V231H153ZM161 232V231H160ZM167 232V231H166ZM165 232V233H166ZM170 232V231H169ZM81 233V232H80ZM93 233V235H91L92 237H91V239L93 238L94 239V237L93 236H95L96 237V235ZM142 233V232H141ZM140 233V234H141ZM144 233V232H143ZM147 232H146V230H145V234H146ZM151 233H152V231H151ZM163 233V232H162ZM161 233V234H162ZM28 234V235H27ZM90 234H89V236L88 237H90ZM149 234V233H148ZM157 234V233H156ZM183 234V233H182ZM153 235V234H152ZM158 235H159V233H158ZM166 235H168V234H166ZM238 235V234H237ZM5 236V235H4ZM77 236V237H76ZM83 235H81V237H82ZM84 236H87V235H84ZM139 236V235H138ZM141 237H142V235H140ZM80 237V236H79ZM78 237V238H79ZM145 237V236H144ZM166 237V236H165ZM170 237V236H169ZM85 238V237H84ZM172 238V237H171ZM171 238H170V240H171ZM174 238V237H173ZM172 238V239H173ZM82 239V238H81ZM96 239V238H95ZM93 240V244L92 245H94L95 246V241L96 240ZM100 239V240H101ZM210 239V238H209ZM26 240V241H25ZM80 240V239H79ZM83 240V239H82ZM86 240V239H85ZM98 240V239H97ZM99 240V242H101ZM104 240V239H103ZM141 240V239H140ZM175 240V239H174ZM89 241V240H88ZM226 241V240H225ZM228 241V240H227ZM226 241V242H227ZM230 241V240H229ZM97 242V241H96ZM98 242V243H99ZM103 242V241H102ZM106 242V241H105ZM107 242V243H108ZM138 242V241H137ZM140 242V241H139ZM173 242V241H172ZM175 242V241H174ZM208 242V241H207ZM246 242V241H245ZM98 243H96V246H97V244ZM104 243V242H103ZM197 243V242H196ZM214 243V242H213ZM222 243V242H221ZM221 243H219V241H218V244L220 245ZM259 243V242H258ZM1 244V245H2ZM81 244H82V241H81ZM85 244H87V243H85ZM89 244H90V242H89ZM89 244H87V245H89ZM112 244V243H111ZM117 244V243H116ZM134 244V243H133ZM137 244V243H136ZM145 244V243H144ZM173 244V243H172ZM227 244V243H226ZM229 244V243H228ZM250 244V243H249ZM257 244V243H256ZM262 243L260 242V245H261ZM31 245V244H30ZM84 245V244H83ZM87 245H86V247H87ZM92 245H91V247H92ZM103 245H105V244H103ZM102 244H101V246H103ZM122 246H123V244H121ZM126 245V244H125ZM130 245H128V246H130ZM140 245V244H139ZM175 245V244H174ZM206 245V244H205ZM213 245V244H212ZM211 245V246H212ZM215 246H216V243L214 244ZM213 245V246H214ZM218 245V246H219ZM225 245V244H224ZM258 245V244H257ZM37 246H38V244H37ZM82 246V245H81ZM90 246V245H89ZM93 246V247H94ZM118 246V245H117ZM213 246L211 247V248H213ZM229 246V245H228ZM227 246V247H228ZM31 247H33V246H31ZM99 247V246H98ZM133 247H135V246H133ZM171 247V246H170ZM189 247V246H188ZM207 247H209V246H207ZM222 248V249H220V250H214V251H199L200 253H189V255H185L184 253V256H183V254L181 255V257H179V256H177L178 258H181V263L182 264H260V262H261V260L263 261V257H264V249H256L255 250V248H253V246H249V245H243V243H242V245L241 246H239L238 247V249H236L237 248V246H234V247H236V248H234L233 247V249H230V248ZM35 248V247H34ZM81 248V247H80ZM95 248V247H94ZM123 248V247H122ZM129 248V247H128ZM145 248V247H144ZM204 248H206L205 246H204ZM203 248V249H204ZM210 248V249H211ZM216 248V247H215ZM232 248V247H231ZM113 249V248H112ZM202 249V248H201ZM207 249V248H206ZM219 249V248H218ZM39 250V249H38ZM41 250V249H40ZM81 250V249H80ZM94 250V249H93ZM143 250V249H142ZM186 250V249H185ZM2 251V250H1ZM37 251V250H36ZM114 251V250H113ZM126 251V250H125ZM129 251V250H128ZM186 251H189V250H186ZM192 251H194V249L192 250ZM191 251V252H192ZM29 252V251H28ZM47 252V253H48ZM97 252V251H96ZM181 252V251H180ZM179 252V253H180ZM182 252H183V249H182ZM185 252V251H184ZM26 253V254H25ZM40 253V252H39ZM38 253V254H39ZM42 253H43V251H42ZM82 253V252H81ZM121 253V252H120ZM128 253V252H127ZM131 253V252H130ZM25 255V257L23 256L22 257V255ZM41 254V253H40ZM50 254V255H51ZM36 255H37V253H36ZM119 255V254H118ZM102 256V255H101ZM133 256V255H132ZM13 257V259H11ZM37 257V256H36ZM42 257V256H41ZM100 257V256H99ZM122 257V256H121ZM176 257V256H175ZM175 257H173V258H175ZM18 260H17V259ZM47 258V257H46ZM173 258H171L172 260H173ZM40 259V258H39ZM90 259V258H89ZM168 259V258H167ZM166 259V260H167ZM35 260V259H34ZM49 260V259H48ZM165 260V262H167ZM168 260H170V259H168ZM175 260V259H174ZM174 260H173V262H174ZM179 260V259H178ZM20 261V260H19ZM44 261H45V259H44ZM43 261V262H44ZM46 261H47V259H46ZM126 261V260H125ZM37 262L39 263V261L37 260ZM78 262V261H77ZM172 262V261H171ZM40 263H42V262H40ZM49 264H50V261L48 262ZM56 263V262H55ZM59 263V262H58ZM72 263V262H71ZM94 263V262H93ZM157 263V262H156ZM168 263V262H167ZM264 263V262H263ZM16 264V263H15ZM23 264V263H22ZM26 264H28V262L26 263ZM57 264V263H56ZM60 264V263H59ZM76 264V263H75ZM133 264V263H132ZM148 264H150V263H148ZM152 264V263H151ZM158 264V263H157ZM160 264V263H159ZM170 264V263H169ZM261 264H262V262H261Z\"/></svg>", "mask_w": 264, "mask_h": 264}]
</instances>
